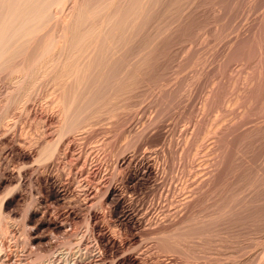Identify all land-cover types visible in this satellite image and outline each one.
Masks as SVG:
<instances>
[{
  "label": "bare ground",
  "instance_id": "obj_1",
  "mask_svg": "<svg viewBox=\"0 0 264 264\" xmlns=\"http://www.w3.org/2000/svg\"><path fill=\"white\" fill-rule=\"evenodd\" d=\"M197 1H199V0H0V264H178L179 262L180 263L183 262V261H180V260H183L182 258L185 257V258L189 259L190 258L189 255H192V254L193 255L191 256V258H194L195 262H197V260H199L200 258L202 260V258L204 257L207 260L204 261V258H203V262L198 261V263L202 262L201 264H217V262L223 261V259L225 260V256L223 254H220L219 256L217 255V254H219V252L223 251V249H224L223 248L222 250H219V248H220L219 246L223 247L225 243L224 244L222 243V245L216 244L217 246H214L215 247L214 250H213L212 244L215 245V238H216V240H219V241L222 240V242H224L226 234H224V236L222 235V237H224L223 239H220L222 237H219L218 233H220V236H221L222 232L218 231V233H217L216 229L218 227H216V226L217 225L219 226V228L217 230L221 231L220 228H222V231H223L224 228L221 226H223L225 223V225L227 227L226 222L232 221L233 223L232 222L231 223L233 226L235 225L234 228H236L237 231L234 228L233 229L237 233L234 230H232L230 236L235 237V236H237L238 232L241 231L242 236L245 237L243 235V231L242 230L238 231V229H237L240 227L242 228V225L236 227L237 223L234 224L235 222H239V218H240V216H237L238 213L236 214V212H239V214L241 212H242V214H244L246 212V214H245L246 218L243 215V217L246 220H248L247 218L249 216H250V219L253 220L254 218L251 217V216H253V214L254 215L259 214V216H260V214L261 215L264 214V210H263L264 209V197L261 198L263 196L262 194L260 196V199H258V195L256 194L258 192H256L255 196H257V200H253L256 198L253 194V192H255V191L252 192V194H253L252 199H251V196L249 197L248 195H247L248 197L245 195L246 197L243 196L244 198L243 197L240 198L241 195H244L243 192H240L238 190L236 191L237 187H240V184L242 185V182L240 183V180L242 179L243 173L241 174L240 179H238L236 177L237 175L239 177V174H236L237 171L243 169L242 166H240V167H242V169L237 166L239 164V162H241L240 160L245 159L247 156H249V157L252 156L251 160L248 157L249 158L248 161H254V159H255V161H258L256 159L257 155H259V158H260V156L264 155V154L260 155L257 152L258 151L257 145L259 143V140H258L259 138H258V136H257L256 140H254L256 138V136H255V138L253 137V140L251 138L252 142L258 141V143H256V145L253 142L254 143L253 145L256 147V149H254L252 151L257 152L255 154L256 157H254V159H253L254 155H251L253 153V152H251V154H250L251 156L245 155L246 157L244 156V158L241 159L242 158L241 156H243L247 150V149H245V151L243 153L244 148L247 147V144H249V142L251 143V145H248V146H249V148H251L250 146H252V142L248 138L249 142L247 139L246 143L247 142L248 143L247 144L245 143L246 147H244L242 150L241 147L245 146V145H243L244 143L242 145H240V143H241L240 140H239L240 141L239 144H238V141H237V143L235 142L238 139L234 140V138H233L234 141L230 140V139H232V137H234L238 134V132H237V134L234 135L231 132L233 130V129H231V127L233 125L236 126L233 122H234V120L237 119L238 116H236L235 119L231 117L234 120H231L228 117L230 114L233 113V111H235V110H233V108H231L232 110L229 108V111L231 110L232 113L229 114L228 113L229 111H223L224 114L222 113V115H219L221 113H219V110L216 108L217 106H219V104L216 103L218 101L217 99H219L221 101V99H220L221 97L219 94L215 93L217 96H219V97L216 96L217 99L214 98L215 94H214V96L212 94L210 95V96H213L212 99L217 100L215 102L217 104V106L213 105V107H211V109L214 108V106H215L216 111H218L217 113L214 112L213 113L214 115H211V117L215 116L214 118L213 117L211 118L212 119L211 122H213L214 121L213 119H215V118L216 119L221 118L219 121H216V119H215L216 122L214 121L211 124V126L214 123L220 122L222 120L223 116H224L223 121H224V119L226 120V118L227 119L229 118L231 121H233L231 123L230 120H226L227 123L229 121L230 122L229 124H231V125L233 124L232 126H229L231 131L229 130V128L227 126L228 124L226 123V121L222 122V123L227 124V125H223V126H227L228 134L230 135V132H231L234 136L232 134H231L232 135L231 137L228 135L230 137V139H229L230 141H228L229 137H227V131H226L227 128L226 129L224 128L225 132L223 131L224 132L223 136L227 137V139H226L228 141L227 143L234 142V144L236 143L237 146L238 145L241 146L239 148H241L242 151L241 150L240 151L243 153V155L239 156V155H237V153L234 154V157L235 156L241 157L238 161V164L235 162V159L237 158V160H238L239 157H236L235 159L233 158L234 159L233 161L236 163V166L239 168V169H236L235 167H234V169L232 168L233 173L236 169V172H235L236 176L234 175L233 177L234 178L236 177L237 179H235L236 181H234V182H237V180H238L239 186H237L235 189L232 186V185H235V183H232L233 181H231V184H232L231 186L233 187V189L231 187H229L230 185L228 186L227 181H229V180L228 179L226 180V178L228 177L227 176L228 173H229V176L231 175L230 174L231 172H229L230 169L228 170V173H226L227 175L224 173L225 176H227V177H225L223 175L224 176L223 178L225 179L223 182L224 184L221 183V184L225 185V181H226L227 185H225V186L229 187V189L227 188V190H229V191H231L230 188L232 190L235 189L234 193L231 191L232 194H234V195L231 196L229 191H227L229 194H227V192H226V194L230 195V197H227L225 195V193H224L225 196L223 197L222 192L224 190H222V189L225 188V186L223 187V185H222L221 192H219V193H218V191H220V190H218V191L216 190L218 187L216 189L214 188L217 191V192H215V190H214L215 194L218 193L217 194L218 197H217V195L214 196L217 198V200L214 203H212L211 201H210L211 203L209 202L210 204H212L211 207H213V208H211L210 210L209 209H206V210L203 209L204 212L205 211L207 212V210L209 211L205 214L202 213L203 210H200L201 208H203L202 202L204 200L203 195H202L203 198L200 196L202 191H200V194L198 192V195L200 197L199 196L197 197V195H196L197 194L196 193L197 188L199 187V190H201L200 187H202V186H200L201 181L200 180L196 181V180L201 179L202 177L198 178L196 180L193 179V181H191V183L194 182L195 184L197 182H199V185L197 184V187H195L196 188V190L194 192V194L196 193L195 196H191V195H194V194L190 193L191 189H189L190 190L189 194H191V195H189L188 192L186 191L187 189H185V187H184V184L187 181L191 180V178L188 179L185 176V178H184L185 181H182L183 186L180 183H176V180H178V179L175 180L176 177L173 178V175L170 177V179L173 178L175 181L173 179H171L170 181L167 180L168 174L171 173V174L175 175V173H176V172H174V170L172 171L173 172L172 173L171 167H170L171 163H173V165L175 163H174V161L173 162L168 161V162H170V163H168V164H170L168 167L166 165L167 164L166 160H164V159L160 160L161 157L162 158L164 157L165 159L167 158V157H165V155L163 153H161V154H163L161 157L159 156L160 155L159 153L162 152L163 149L159 153H158L157 149L154 150L155 148L153 150H152V148H149L151 151H148V152H145V151L141 152V153L138 152V151H141L140 148H142L143 145H147V147L149 145L151 146L155 141L159 140L161 138V136H163L162 135L163 132H161V131H164L165 127L162 128L163 130H161V127H163V126H161L159 124L160 123H162V124L168 123V122L166 123L165 118H162V117H166V116L168 117L170 110L169 109L168 110L163 109V110H165L164 111L165 116H163L164 114L162 115V117L159 116V118H157L158 119L157 122H156L155 117H157L158 112H156V114L155 113L152 114V115H155V116H153V118H155L154 120H153V118L149 117V119L151 118L153 120L152 122L155 121L157 123L156 126H154L155 123H153L154 125H152V122H150L151 125L154 126V127L151 126L152 127V129L150 128L151 130H149V126L148 127L145 126L146 128L141 129V124L136 125L137 126L136 129L140 128L141 129V130L139 129L140 131L134 130V126H132L131 124L128 125L127 128H123L125 126H123V127L121 126L122 129L119 125H117V124H119L118 122L120 119H121L120 122L122 121L124 123L125 121L127 122V119L129 118L127 116V119H125V121H123L124 118H122V117L120 118V116H123V114H124V113H122V111H124L122 108L126 109V107L129 106V104H130V106H132L134 101L137 102L136 100H134L135 99L134 97H136V94H137V92L134 90L138 89L137 88L138 86H140V87L142 85L145 86V84H147V83L150 84L152 82L151 80H150L151 81L150 83L148 82L150 79L149 76L153 70L157 69L156 68L157 66H160V64L162 63L161 58H164V57H162L164 55H162L161 48H163L166 45L164 43L167 40H170L171 37L174 38V37L178 36L179 34H177V32H178L177 30H178V28H182V26L179 27L180 24L186 23L183 20V19H186L184 17V11H188V14L191 13V15L185 14V15H188L187 17L192 16L195 12L194 17L196 19H198L201 15L203 16L204 11L209 9V7H210V6L208 7L209 3L207 5L208 9H206V10L203 9V11H202L201 7H203V6H201L200 12L202 14L200 15L198 12L197 17H196L195 16L196 11H199V10H197V8L199 9L198 6L202 3V2L201 3L199 2L200 3L199 4ZM208 1L211 2V5L212 4L214 6L216 5V7L218 5V7H220L221 9L224 8V10L225 9H228V11L230 10V14H231L233 12V11H231V9L234 8L236 10L235 6L237 4H239V2H242L243 0H211V1L208 0ZM251 1L254 2L256 0H251ZM243 2L244 3L248 2V0L243 1ZM250 2H248V3L250 4ZM197 3L199 4L198 6H197ZM203 3L207 4L206 1ZM203 3H202V5H203ZM255 3L257 4V2H255ZM255 3H252V6L250 5V7H253V5ZM206 4H205V7H206ZM196 6H197V8H196ZM247 6H249V5H247ZM205 7H203V8H205ZM218 7L216 8V9H218V11H213L214 16H217V15L221 16V15H223V13L228 14L227 16H229V12L225 13L223 11V13H222V11ZM258 7H261V5L260 6L258 5ZM237 8H238V6H237ZM247 8H249V7H247ZM253 8H255V7H253ZM256 8H257V5H256ZM262 8H263V6H262ZM195 9H196V11H194ZM210 9L214 10L215 8L210 7ZM234 9H232V10H234ZM235 10H234V12H235ZM237 10H239V11H236L238 14V12L242 13L243 9L240 11V8H238ZM249 10H251V8H249ZM254 10H252V11L255 12V15H256L257 9L255 11ZM259 10H260V8H259ZM263 10H264V8H263ZM189 11H194V12H189ZM208 11L206 13H208V16H209ZM220 11L222 14L220 13ZM225 11L227 12V10H225ZM213 12L210 14V18L212 16L215 19V17L213 16ZM217 12H219V14H217ZM185 13H187V12H185ZM198 14L200 15L199 17H198ZM250 14H252V13H250ZM255 15L253 14V17H255V18L257 17L256 19H258V17H259V16H257L258 14L256 16ZM208 16H207V18H208ZM220 16H218V17H220ZM223 16H226V15H223ZM223 16H222V18H223ZM227 16L224 17L226 20H227ZM243 16L244 15H242V17ZM195 18L193 19V17H192V19L194 21L196 20ZM234 18H236V16ZM263 18L262 19L260 18V20H257V21L261 22V20H263ZM204 19L206 20L205 23H203L202 21L200 23H203L206 25L207 19L206 18L202 19V17H201V20L204 21ZM211 20H213V19H211ZM223 20L224 19H222L220 25H223L222 24ZM226 20H225V22H227ZM217 21L220 23V19L217 18ZM212 22H214V20ZM195 23H197V20L195 21ZM215 23L214 24L212 23V25H211V21H210V23H208V24H210L211 26L214 25V27H211L210 25H207V26H209V28L210 27L212 28L211 32L216 31L217 32L216 34H218V30L219 31H220V29L223 30L224 29L223 27H225V26L223 25V26H221V28L218 26L220 29L218 28V30H213L215 27H217V26H215ZM232 24L233 23H231V26L233 27ZM237 25H238V23H237ZM260 25L258 23L257 27L256 28L254 27V29L259 30L258 27ZM263 25L264 24L261 25L262 26L261 27L262 32L264 31ZM226 27H227V25H226ZM235 28L236 27H234V29ZM252 28L253 27H251L248 35L245 34L243 36L242 35L240 36L238 34L239 36L238 35L236 36L235 34H233L234 36H236L234 41L232 40L234 37L232 39L229 38L231 41H233L232 42L233 47H232V43H231V47L227 46L230 49L231 55H236V54H240V55L244 54L245 55V53L247 51H249L247 49V51L244 52L243 49L240 47H243V44L245 42H246V44H247V42H248V44H250L248 39L250 38L252 40L253 36L259 35V33L258 34L255 33V30L254 29L252 30ZM182 29H184V27ZM230 29H233V28H230ZM244 29H246L245 26H244L243 30ZM225 30H227V28H225ZM243 30H242V32H243ZM194 31L195 30H192L193 33H194ZM203 31H204V29H203ZM207 31L208 30H206V32ZM232 31H233V33H235L234 30H232ZM185 32L186 31H184L183 33H185ZM192 32H190V33H192ZM198 32L199 31L196 30L194 35ZM209 32L210 31H208V33ZM250 32H252V33H250ZM262 32H260L261 36H262ZM208 33H206V34H208ZM213 33H210V34H213ZM225 33H226L225 35H227V32H225ZM229 33H231V31L228 32V34ZM237 33H238V30H237ZM244 33H247V32H244ZM244 33H242V34H244ZM187 34L189 36H191V34H189L188 32L186 33L185 36H188ZM200 34L203 35L204 32L203 33L201 32ZM249 34L252 37H249L250 36ZM254 34H256V35H254ZM180 35H182L181 32H180ZM180 35H179V37L182 39L183 36H180ZM260 35L258 37H261ZM186 38H184L185 42L190 37L189 38L186 37ZM192 39H190L191 42H192ZM209 39H211V38H209ZM255 39H256V37H255ZM215 40H213L215 42L212 41V44L217 42V39H215ZM230 40L229 41L227 40V41L230 43ZM261 40L262 39L259 40L260 44L261 43L263 44L264 42H263V40L261 42ZM173 41H176V39ZM202 41L204 42V38L202 40H200V42H202ZM257 41H256V44H257ZM171 43L169 45L172 46ZM174 43L175 42H173V44ZM187 43L188 44L190 43L189 40ZM192 43L194 44V42H192ZM221 43H223L222 45H225L224 44L225 41L221 42ZM252 43H254V42H251L252 46H254V47L257 46V45L256 46L253 45ZM193 44H192V46H193ZM226 44H228V43H226ZM262 44H261V46H257L256 53L257 52H258V54L260 53L259 52L260 50L258 48H260V47L264 48L263 47L264 44H263V46H262ZM181 45H183V44H181ZM206 45L208 46V43ZM210 45L211 44H209V46L208 47L206 46V47L209 48ZM214 45L215 44H213V46ZM174 46H177V44L175 43ZM174 46H173V48L175 49L176 47H174ZM192 46H190V48H192ZM204 46H205V44H204ZM201 47L203 48V46H201ZM247 47H250V46L247 45ZM165 48H166V46H165ZM170 48H172V47H170ZM197 48L199 49V47H197ZM211 48L212 47H210V49ZM214 48H212V49L214 50ZM183 49L186 52L185 47H183ZM183 49L177 50V51L174 50V51H176V52L173 51L174 53H176L174 55L179 56L181 54L182 55L186 54V53H182V52H184ZM196 49L195 50L193 49V50L196 51ZM201 49L198 51L199 53H200V51H202ZM210 49H209V51L212 50V49L211 50ZM241 49H242V51H241ZM171 51H172V49L169 50V52H171ZM178 51H180L181 54H178L179 53ZM187 51H188V49H187ZM205 51H206V48H205ZM205 51L203 50L202 53ZM262 51L263 50H261V53L259 55L262 54L263 59H264V55H263ZM189 52L190 51H188L187 53H189ZM250 52H253V51H250ZM250 52L248 53L249 56H250V54H251V56L256 54L255 51H254V54H252ZM192 53H194V52H192ZM194 54H197V52ZM194 54H192V55H194ZM200 54L198 56H200ZM211 54L214 57L213 52L209 53L210 57H212ZM220 54L222 55V53H220ZM201 55L205 56L207 54L205 53V55H204V53H203ZM259 55H257V56H259ZM178 56H176V61L178 59L179 60L180 59L187 60V58H182V57L177 59ZM187 56H188V54H187ZM251 56L249 57L250 59H251ZM257 56H256V59L258 58ZM183 57H184V55H183ZM208 57H204V58H208ZM218 57H217L218 58L217 60H219V59L221 60L220 56H218ZM261 57L259 56V58H261ZM191 58H192V56H191ZM191 58H190V60H191ZM204 58L202 57V59H204ZM226 58H228V57H226ZM226 58H224L225 62L227 61ZM246 58H248V57H246ZM172 59L173 60L171 62H173L175 60V58H173V57H172ZM197 59H200V58L198 57ZM210 59L212 60L213 58H209V60ZM250 59L248 61H251ZM253 59L256 61L255 58H253ZM185 60L184 61L181 60V62L186 63L189 59L187 61H185ZM228 60H230V59H228ZM259 60L260 59H258V61ZM162 61H164V59ZM166 61H167V59H166ZM240 61L242 62L243 59H241ZM240 61L237 60L235 62H237L236 64H239V65H242V67H245V69L248 68L247 71H245L246 74L248 72L249 76L251 75V77H252L253 73L254 74L257 73V70H256V73L251 72L252 74H250V71H252V69L255 70L254 68H257L256 67L257 65H255L253 61H251L253 64H250L251 62L246 61V62H248L249 66H251V65H252V67L254 66L253 68L250 67L251 69L248 66H243L244 62L242 64ZM261 61H263V60H261ZM200 62L201 61L199 60V64L201 65ZM167 63L169 64L170 62L167 61ZM190 63H193V62L190 61L189 65H190ZM197 63H196V65L192 64L191 67H193V65L197 66L198 65ZM231 63H232V61H231ZM257 63H259V62H257ZM164 64H166V63H164ZM203 64H204V62H203ZM207 64L208 63H206V65ZM216 64L218 65V63H216ZM261 64H264V63L262 62ZM261 64L259 63L258 67L263 66ZM208 65H211V64H208ZM208 65L207 66L203 65L204 67H202V69L205 67L209 68ZM214 66H215V63H214ZM230 66L232 67V65H230ZM185 67L182 66V69ZM220 68H218V69H220V71H221L222 66ZM223 68H225V67H223ZM230 68H229V70H230ZM234 68H235V70H238L241 67L239 66L237 68V66H236ZM234 68H232V69H234ZM196 69L199 72L201 68H199L197 66ZM205 70L207 71V68ZM243 70L241 71V74L243 73ZM258 70H259V68H258ZM157 71H159V70H157ZM240 71H238V74H235V75L238 76L240 74L239 73ZM259 71L264 72V70H261V69ZM230 72H233V71H230ZM160 73H162V72H159V74ZM234 73H235V71H234ZM236 73H237V71H236ZM244 73H243V75H244ZM194 74H196V73L194 72ZM200 74H201V72H200ZM218 74H219V72H218ZM218 74H217V77H218ZM231 74L229 73L228 76L230 77ZM254 74H253V77H254ZM197 75H199V73ZM207 75L209 76V74H207ZM235 75H233V76H235ZM258 75H260V74L258 73ZM161 76L162 75L160 74L159 78L162 79ZM220 76H221V79L224 78V77L222 78V75H220ZM240 76H242V75H240ZM244 76H242V77H244ZM246 76H247L246 78L248 79V74ZM256 76H257V74H256ZM152 77H153V75H152ZM163 77L165 78V76H163ZM153 78H155V75ZM172 78H176V76L175 77L173 76ZM237 78H239V77H237ZM254 78L256 79V77H254ZM156 79H158V78H156ZM190 79L192 80V78H190ZM196 79H195V82H196ZM213 79H215V76L211 80H213ZM233 79H234V77H233ZM239 79H238V81H240ZM255 79H253V80H255ZM152 80H154V79H152ZM164 80L169 81L170 78L167 77ZM172 80L173 79H171L170 81L173 83L174 80L173 81ZM178 80H179V77H178ZM216 80L219 81V79H216ZM225 80H227V78ZM234 80L237 81L236 79H234ZM257 80H259V79H257ZM170 81H169V83H171ZM193 81H194V78H193ZM193 81H192V83H193ZM201 81H203V80H201ZM201 81H199V83H200L199 85L202 86L203 82H201ZM214 81L215 80H213V82ZM217 81H215V82H217ZM263 81H264V79L262 81H259V83H261L260 84L261 87H262V84L264 83ZM160 82H163V80H161ZM226 82H228V80ZM230 82H234V81H230ZM230 82H228V83H230ZM243 82H241V84H243ZM255 82H252L253 85L258 87L259 84H256ZM165 83L167 84L168 82H165ZM176 83L177 82H175V84ZM178 83L176 85H177V87H179V91H183V90H180V88L183 86V84H182V86H180V83H179V86H178ZM181 83H183V82H181ZM207 83L208 82L206 81L205 84H207ZM148 84L146 85V87L147 86L149 87V88H147L148 90L154 84H155V87H158V86H156V83H154L152 85L150 84L151 86ZM157 84H159V82ZM175 84H172V85H175ZM237 84H238V82H237ZM241 84H239V85H241ZM246 84H248L247 80H246ZM249 84H250V82H249ZM249 84H248V86L252 87V85H249ZM162 85L164 87L165 84L163 83ZM167 85H170V84H167ZM211 85L214 88H215V86H217V85L214 86L213 84H211ZM233 85H231L230 89L231 88L233 89L235 87V86L233 87ZM204 86L206 87L207 85H204ZM208 86L210 87V83H208ZM146 87H144V88H146ZM160 87H162V86H160ZM165 87H166V89H165ZM165 87L163 89L167 90L168 86L165 85ZM196 87L199 89L200 86L198 87V85H197ZM209 87H207L206 89H208ZM213 87L210 88V89H212L211 90L212 92H214V90H216ZM217 87L219 88V86H217ZM241 87L243 88L244 85H242ZM251 87H248V88L251 89ZM144 88H143V90H144ZM173 88H170V90L168 88V91H166V93H165V95H168L169 100L170 99L172 100L171 104L170 103L168 104L169 105L168 107H170V105L173 104L172 103L173 99L170 98L169 94H167V93L169 91H172V94H173ZM259 88L260 87H258V89ZM147 89H145V90H147ZM157 89H159V87ZM157 89H155V90H157ZM174 89L176 90V88H174ZM189 89L187 86V89H185L186 93L189 91ZM204 89L205 88L203 87L202 91ZM232 89H231V93H232V91L235 90V89H233V90ZM244 89H246V87L243 88V91H244ZM258 89L255 88V90H258ZM185 90H184V93L181 92L184 94V96H185ZM237 90H238V88H237ZM237 90L234 92L235 94L237 93ZM260 90L262 91L261 88H260ZM199 91H195V92H197L196 94H194L195 92L193 93V95H195V98H193V96L190 94V91H189L188 94H189V96H191V98H193L192 99L193 101L194 100L197 101L196 96H197V98H199L197 95L199 93ZM218 91L221 92L220 89ZM218 91H217V93H218ZM133 92L136 93V94L134 93L135 94L134 97L132 95ZM205 92L202 93L203 96H204ZM228 92H229L228 95L230 94V96H231V93L229 90H228ZM248 92H251V91L248 90ZM147 93H148V91H147ZM156 93H158V92H156ZM163 93L164 92H162V94ZM174 93L177 94L176 91ZM234 93H232V94L234 95ZM176 94H173V95H175V97H176V96H178V94L177 95ZM188 94H187V96H188ZM246 94H247V97H246L247 100H248V97L255 100L254 102L252 101V103H251L250 101L252 99H249L250 101L249 100L248 101L251 104L258 102L255 99V98H257V96L255 97V95L253 94L254 96L252 95V97H251V95L249 96L248 93H246ZM154 95L152 97L156 98V100H157V97L159 98V94L156 97H154ZM180 95H182V94H180ZM205 95L206 96H204V97L201 96V97L202 98L206 97V99L202 100V98H201V101H199V103L202 101H204V103H205V102H207L206 100H209L210 96L207 94V92ZM233 95H232V97H233ZM170 96L173 97L172 95H170ZM184 96H182V97H184ZM221 96H223V95H221ZM125 97H127V98L124 101ZM128 97L134 98V99H132V102H133L132 104L130 103L131 101L129 102V104H124V103H127L126 102L127 100L129 101ZM137 97H138V95H137ZM160 97H161V93H160ZM178 97H180V96H178ZM234 97L237 99V97L235 95H234ZM233 98H232V100H234ZM143 99H144V97H143ZM160 99L161 98H159L158 101H160ZM185 99L186 98L184 97V100ZM227 99L224 100L222 98V101H225V104L223 102H219V103H223L225 106L226 104H229L227 101H229V102L231 101V100H227ZM153 100H152V102L156 101V100H154V101ZM169 100H168V102H169ZM180 100H183V98ZM214 100H210V101L213 102ZM259 100L262 101V102L259 101V103L263 104V105L261 104L260 107L264 106V103H263L264 99L262 100V98L261 99L259 98ZM161 101H162V99H161ZM189 101H190V98H189ZM210 101H208V102H210ZM245 101H246V99H245ZM248 101H247V103H248ZM160 102H159V105H160ZM165 102H164L165 103L164 104L162 101L161 104L162 105L164 104V106H165L167 104V101H165ZM175 102L177 103V101H175ZM186 102H188V101H186ZM190 102L194 103L192 101H190ZM233 102H237V101L234 100ZM233 102L231 101L230 106H233V105L235 106V103H233ZM176 103L173 105H177ZM210 103H208L207 105L210 106ZM123 104L126 106L124 107ZM206 104H204L203 106H207ZM251 104L250 105L247 104V106H250L252 108L253 106ZM154 105H155V103H154ZM178 105L181 106V104H178ZM184 105H185V103H184ZM196 105L198 106V104H196ZM242 105H243V103H242ZM244 105H246V102H244ZM244 105H243V107H244ZM256 105L258 108H256V106L254 104L255 109H259L260 108L259 104H256ZM209 106L207 107L206 110L209 109ZM133 107H131V109ZM159 107L161 108V106H159ZM190 107H191V105L189 104V110H190ZM202 107H201V109H202L201 111H203V109H204ZM170 108H173L172 110L174 111V107H170ZM222 108H224V107H222ZM222 108H220V109H222ZM225 108H227V106ZM251 108H250V110H251ZM185 109H186V113H185L186 115L185 116H187V114H189V112H187V111H189L188 107L186 106ZM132 110H134V109H132ZM163 110L159 109L160 114H161V111H163ZM206 110L203 112H207ZM237 110L239 111L240 108ZM166 111H168L167 115H166ZM177 111L179 114L180 111L176 110L175 111L176 114H177ZM198 111H199V108H198V110L197 109L195 110V107H194V112H196V115L199 114ZM201 111H200V114L202 116L203 114L201 113ZM236 111L234 114H236ZM238 111H237V113H239ZM120 112L122 113V115ZM124 112H125V114L127 113L126 111H124ZM191 112H193V111L191 110ZM212 112L213 111H211V113ZM225 112L227 113V115L225 114ZM261 112H263V111H261ZM259 113H260V111H259ZM125 114H124V117H125ZM172 114H174V112H172ZM172 114H169V116H171ZM181 114H183V113H181ZM206 114H208V113H206ZM216 114H218V116H221V117L217 118L218 116H216ZM234 114H232V116ZM192 115L194 116L195 113H192ZM192 115L190 114V116H192ZM204 115H205V113H204ZM204 115H203V117H205ZM238 115H240L238 118H240L242 116V114H238ZM175 116H177V115H175ZM172 117L173 116H171V118ZM181 117H182V115H181ZM181 117L178 116L177 119H181ZM203 117H201V118L203 119ZM244 117H246L245 113H244V116L242 118L243 120H244ZM143 118H142V120H143ZM159 119H164L163 121H165V122L163 123V121H162V122L158 123ZM185 119H187V118H185ZM193 119H192V121H193ZM242 119H241V121H243ZM189 120L190 119L188 118V121ZM195 120H196V118H195ZM104 121H107V124L111 125L112 127L113 126H119L120 128L119 127H117V128L120 129V132H121V130L123 132V129H124V133L121 132L122 133L121 135H123V134L126 135V133H128L129 135L134 136V138H135V136L138 135L139 139L134 141V138H132V141L126 142V144L124 146H122V145L125 142H123L122 145L120 144V146H116V145H118L117 143L115 144V146L110 145V140L108 139L106 133H110L108 131H110V128H112V127H110V128H109V126L102 127L103 125H100V127L94 128L95 125L97 126V124H101L102 122L104 124ZM132 121L134 122V120H132ZM143 121H145V119ZM149 121L150 120H148L147 122H149ZM168 121H169V117H168ZM170 121H171V119H170ZM175 121H177V120H175ZM175 121H173V122H175ZM128 122H127V124H128ZM237 122H239V124L241 123L240 120H236V123ZM176 123L177 122H175V124ZM194 123H195V121H194ZM242 123L240 125L241 128L243 127ZM263 123H264V121H263ZM165 124H164V126L170 125V124L169 125H165ZM217 124H219V123H217ZM243 124L245 126V122ZM120 125H121V123H120ZM122 125H124V124H122ZM145 125H149V124H145ZM209 125H210V123L208 124V127H209L208 129L210 130V133H212V135L210 133L206 132L209 130H207V128L205 126L204 127H205L206 131H204V134L206 133V134H209L210 136H214V138L216 137L214 139L216 141V143L218 140L217 138L223 140V141L218 140L219 143L217 145H220V143L224 142V140H225V138H223L221 136V133H223V132H221L223 130V128H222L223 126L220 124L216 125L217 128H219V126L222 128L221 131H217L216 126L214 127L215 130H213L214 128L212 127L213 129L211 131V128ZM138 126H140V127L138 128ZM185 126H187V123ZM194 127H192V128H194ZM197 127H198V125H197ZM240 127L237 124V126L234 127V130L236 128H238V130H239ZM253 127L254 126H252L250 128L253 129ZM117 128L113 127L112 129L114 130V132L117 133L119 131ZM173 128H175V125H173L172 129ZM182 128H180V129H182ZM244 128H246V126L243 127V132L245 130ZM254 128H255L254 130L258 129L256 127H254ZM115 129H116V131H115ZM180 129L178 131H180ZM187 129L190 130L191 128H187ZM197 129L199 130V128H197ZM193 130H192V132H193ZM201 130L202 129L200 128V130H199L200 136L203 135V134H201ZM234 130H233V132L235 133V131H237V130H235V131ZM125 131H126V133H125ZM248 131L244 132V135L242 137L243 141H244V139L246 140V138H245L246 134L245 133H247ZM183 132H184V129H182V133ZM190 132H191V130H190ZM218 133L220 134L221 138L218 136L219 135ZM240 133H242V132H240ZM128 134H127V137H128ZM187 134H189V133H187ZM99 135H103V136H100L99 139H96L97 141H95V142L93 140L94 143L93 142L91 143V140L94 139L95 137L98 138ZM194 135H195V133H194ZM198 135L195 136V137H198L197 139L194 137L196 140H198L199 138L203 139L204 135L201 137H199ZM241 135L242 134H240L238 138H241ZM248 135L249 134H247V136ZM184 136L186 138L189 137V136H186V134ZM207 136L208 135H206L205 137L207 138ZM177 137L179 139V136H177ZM125 138L123 139L124 141L127 140V138L126 139ZM165 138H166V136H165ZM189 138H188V141H189ZM194 138H192L193 141H195ZM209 139H211V137ZM212 139H213V137H212ZM130 140H131V138H130ZM226 140H225V142H226ZM120 141H122V140H120ZM161 141H163V139ZM188 141H185V142L188 143ZM190 141L193 142L192 140H190ZM203 141L201 140L200 143H202ZM208 141H210V140H208ZM213 141H212V143H213ZM215 141H214V144H215ZM186 143L184 144L185 146H186ZM193 143H196V141ZM197 143H198V141H197ZM200 143H198V145L196 144L197 145L196 148L193 147V148H195V150L193 148L191 149L190 147L187 146L188 148H190L191 151L194 150L193 151L194 156L192 155V152L189 150L191 152V154H190L191 158L192 157L195 158L196 155L201 156L202 153H200V149H201ZM206 143H208V142H206ZM212 143H209V144H211V146H212ZM227 143H225V146ZM209 144H206V145H209ZM230 144L232 145L233 143H230ZM230 144L225 147L226 149H220V146H219V148L217 150V145H215L216 147L215 146L214 147H215L216 152L217 151L220 152L219 149L221 150V152L219 154H221L223 152L224 155L226 153V156H228L227 154H229L230 152L227 150H229L228 146L231 147ZM234 144L232 146L236 147V144L235 145ZM261 144L262 143L259 144L260 147H261ZM155 145H156V143H155ZM190 145L191 144H189V146ZM206 145L204 143V146H206ZM259 145H258V147H259ZM223 146H224V144H223ZM223 146L221 143V148ZM147 147H145V149ZM209 147L210 146H207L206 150H204V152L207 151V148L209 149ZM212 147H211V150H212ZM182 148H184V147H182ZM237 148L238 147H236V149ZM203 149H205V147H203ZM234 149L235 148L231 147V151H233ZM261 149H263V147H261L259 149L260 152H262ZM169 150H171V149H169ZM222 150H224L225 153ZM142 151H143V149H142ZM172 151H170V152L173 155ZM208 151H210V149ZM226 151L229 153H227ZM240 151H238V153ZM175 152H176V150H175ZM198 152L200 154H197ZM234 152H235V150H234ZM236 152H237V150H236ZM247 153L248 152H246V154ZM187 154H188V152H187ZM207 154L209 156L208 158H211L212 151H211V154H210V152ZM215 154L212 156H215ZM219 154H218V156L216 155L217 157H215L216 163H217V160H219L217 158H220ZM166 155H168V152ZM174 155H176V154H174ZM224 155H222V157L218 161L217 165H216V163H213L216 165V167L213 168V172L211 175H210L211 171L207 170L208 167L207 168L205 167V163H204V165H200V166H202V168L205 167L206 169L202 170V169L198 168L200 170V171L198 170V172H201V171L204 173H205V171H206V173H207V171L209 172L208 178L205 177V174H204V176H203V174H201L200 176H203V178L205 177V179H207L209 182H211L210 185L212 184V182L214 184V182L217 181V180H215L217 178V176L219 175L218 177H221L222 175H220V174H223L222 171L224 170L223 172H225V170L227 169V168L226 169L223 168V170L221 171V168H222L221 165L223 164L224 161L228 160V159H225ZM229 155H232V154L230 153ZM180 156H183V155H180ZM180 156H179V158H185V157H180ZM197 156H196V158H197ZM173 157L172 158L170 157L169 160H171V159L174 160ZM202 157L204 158V156H202ZM205 157H206V154H205ZM191 158L188 157V159L192 162L193 160H191ZM226 158H229V156ZM188 159H182L183 161L181 159H179L178 162L181 163L180 160L182 162H185V160H188ZM197 159L199 160V159H201V157L197 158ZM205 159H203V160H205ZM162 160H164L163 162L164 163L166 162V164L162 163ZM189 160L186 162H189ZM262 160H264V159H262ZM196 161H194V162H196ZM206 161H207V159H206ZM206 161H204V162H206ZM211 161H207V162H210L212 164L213 161L212 162ZM231 161L232 160L229 161V166L233 162V161L232 162ZM255 161H254V163H255ZM199 162H200V160H199ZM201 162H203V161H201ZM214 162H215V159H214ZM242 162H241V165L244 166V164H242ZM235 163L233 164V166L235 165ZM251 163H253V162H250V164ZM181 164H179V167L183 166V164L182 165ZM261 164H260V162L258 164V165H260V167H259L260 169H261ZM173 165H171V166H173ZM185 165H188V164H185ZM196 165H197V167H200L197 163H196ZM196 165L192 166V164L191 165L189 164V166H192V168L196 167ZM189 166H187V167H189ZM207 166H209V165H207ZM226 166H227V162H226ZM226 166L224 165L223 167H226ZM184 167L185 166H183V168ZM209 167L211 168L212 166H209ZM247 167H250V166L247 165ZM256 167H253V164H252L251 168H254V170L256 169L258 171L259 168L257 169ZM179 170L181 171L183 169L180 168ZM184 170L186 172L187 169H184ZM188 170H190V167ZM248 170H250V169H248ZM190 171H193L192 176L194 174V177H195V174L197 173V171H195L196 173H194V170H190ZM190 171L188 172L187 175L191 176V174H189V173H191ZM244 171H246L245 168H244ZM240 172H242V171H239L238 173H240ZM247 172L253 173V170L251 169V171H247ZM260 172H259L260 177H258L259 175H255L256 172L253 174L248 173V176H249V174L256 176V177L254 176V178H253L250 175L252 178L251 180H245V178L246 177L248 178V176H245V178L243 176L244 180L242 179L241 181H243L244 187L243 186L242 187L243 188H245V187L251 188V187L255 186L254 183L256 184V182H258L257 184H260L261 175L263 174V173L260 174ZM181 173H182V171H181ZM244 174H245V172H244ZM182 176H184V175L183 174L180 175L181 179H182ZM262 176L264 177V175H262ZM180 177L177 176V178H180ZM196 177H198V176H196ZM186 178H187V181H186ZM228 178L232 179L231 176ZM205 179H203L205 183L202 180L201 184H203V183L206 184ZM166 181L168 182V184H169V182L174 181L171 183L172 184L175 183L176 186H177V184L181 185V186L180 187L177 186L178 188H175L176 190L175 191L173 190L174 192L170 191L171 193L173 192L174 195H172L173 193L169 194L170 192L168 193L170 197H167L165 195V197L168 198V201H166L167 198H165L164 199L165 201L163 200L164 204H162L163 202L160 200L162 202L160 205V203H159L160 201L158 202V200L154 199L155 201H157L155 204L151 203L152 205L149 206V204L147 203L148 206H146L145 202H147V201H145V199H144L145 197H143V196L139 197L137 195L138 193H140V191L144 192V190H145V193L151 192L154 195L153 196L154 198H155V196H157L158 199H160V198L163 199L164 196L160 197L162 194L160 187L161 186H167L168 187L169 185H165V183L167 184ZM220 181H223V180H219V182L217 181L216 186H219L218 184H220ZM263 182H264V180L262 181V183ZM221 184H220V186H221ZM176 186H174V187H176ZM185 186H187V185H185ZM207 186L208 185H206V187ZM211 186H213V185H211ZM258 186H256V189L258 188ZM263 186H264V184H263ZM167 187H166V189H167ZM188 187H189V185H188ZM192 187H193V185H192ZM206 187H204V188H206ZM213 187H215V186H213ZM242 187H241V189L243 190ZM170 188L168 187V189H170ZM204 188H202V190H204ZM253 188H255V187H253ZM261 188H262V185L260 186V189ZM194 189L192 191H194ZM211 189H212V187H211ZM211 189L206 188L205 191L211 190ZM263 189H262V191H264ZM246 191H248V189ZM166 192H168V190H166L163 193L165 194ZM238 192L240 194L241 193L242 194L240 195V194H238ZM250 192H249V194H250ZM260 192L261 191H259V193ZM203 193L206 194V192H203ZM210 193H208V195ZM219 194L222 195L221 196V199H222L221 202L218 200V198H220ZM263 194H264V192H263ZM211 196H212V193H211ZM211 196H210V198H211ZM157 197H156V199H157ZM149 198H151V197H149ZM201 198L203 200H201ZM207 198L210 200L209 197H207ZM212 198H213V196H212ZM205 199H206V197H205ZM208 199H206V200H208ZM149 201L151 202V200H149ZM208 201L207 202L205 201V203H208ZM256 201L258 202L257 204L255 203ZM197 204H200V205H198L199 207L201 206L200 209L197 207ZM155 205L158 206L160 213L158 212V210L157 211L155 210L156 214L154 212H152V209L153 210H154V208L156 209V207H154ZM206 205H204V206H206ZM207 206H209V204ZM196 207L201 212L197 211V209H195ZM256 209H258V211ZM252 210H255L259 213L256 214V212H253ZM243 211H245V212H243ZM231 215L239 217L238 219H236L238 221H235V218H233ZM253 217H255V219H256V216H253ZM262 217H264V215ZM262 217L259 218V219H261V222L264 219ZM242 219L243 218H241L240 220H242ZM250 219L248 220V222L251 221ZM257 219H258V216H257ZM244 220H243V222H244ZM255 221L257 222V220H255ZM255 221H251V222L257 224L256 230L257 229L259 230V227L260 226L262 227V224L259 226L258 224L261 222L258 221L259 223H256ZM248 222H246V226H247L246 229L252 227V225H251V227L248 226V225H250V223H248ZM218 223H222L223 225L220 224L221 225L220 226ZM231 223H229L228 225H230ZM262 223L264 225V220ZM239 224H240V222H239ZM241 224H243L242 221H241ZM232 225H230V227H233ZM228 227L225 229L230 230L231 228L230 227L228 228ZM244 227H245V223H244L243 229H244ZM225 229H224V232L227 231ZM246 229H245L244 233L247 231ZM263 229H264V226H263ZM263 229H260V230H263ZM256 230L253 231L254 234H255ZM233 231L235 234L232 233ZM241 232H239L238 235H240ZM17 233H18V235H21V237L20 236L18 237V235L16 236ZM261 233H262V231L258 234H261ZM263 233H262V235H263ZM216 234L218 236V239H217ZM229 234H227V235L229 236ZM249 234H250V232H249ZM245 235L247 237L248 234L245 233ZM251 235H253V234H251ZM242 236H239V240L241 239L240 237H242ZM248 236L250 239L248 237H247V239H249V241L252 240L251 239L252 237H250V235H248ZM255 236H256V238L258 237L257 234H255ZM263 236H262V239L260 238L261 235L258 238L262 241L264 238ZM233 238H231V239H233ZM256 238L255 239L253 238L254 239L253 241H256V242H252V244L254 243V245L255 244L257 245V241H260L258 239L256 240ZM231 239H229L230 240L229 242H231ZM234 240L237 241L236 239H234ZM234 240L232 242H234ZM241 240L247 241L246 244L249 242L248 240L243 239V238ZM241 240L237 241V242L242 243ZM225 242L228 243L227 238H226ZM260 242H258V243H260ZM262 242L264 243V241H262ZM206 243L208 245L212 246V248H211L212 250L210 252L215 251V249H218V251L217 250L215 251L216 253L218 252L216 255L219 258H220V256L221 257L224 256V258L217 259L216 263L214 260V258L216 259V257H215L216 255L213 256L214 258L212 260H211L212 257L208 258L207 255H208V251H209V248H208L209 246L207 245V248H206V245H205V247H204V244H206ZM218 243H220V242H218ZM249 244H251V243L249 242ZM243 245L244 246H242V244L241 245L237 244L236 246H238V248L240 246V248L243 247L242 249H245L246 248L245 246H247V245H245V244H243ZM230 246H232V244H230ZM230 246L228 245L227 247H230ZM233 246H235V245H233ZM233 246L230 247L231 250H232ZM250 246H252V245H250ZM260 246H261V244L259 245V248H260ZM152 247L157 249L156 252L151 251ZM203 247L206 249H204ZM224 247L228 251L230 250L226 246H224ZM254 247H253V250L255 249ZM154 248H152V250H154ZM238 248H236V250H234L235 249V247H234V249L232 250V251H236L233 254L234 256L235 255L238 256L237 255L238 254V252H237ZM248 248H249V246H248ZM259 248H257L258 254H259V251L263 252L264 246H263V249L261 248V250ZM189 249L192 251H190ZM202 249L208 250V251L206 252V251H203ZM242 249H241V251H242ZM158 250L160 251L159 253H163V252H165V254L169 253L168 256L171 253V255H173V256H170L169 258H167V256L165 257V255H164V257H161V255L159 253H157ZM231 250L229 252L232 253ZM246 250H247V248H246ZM249 250L250 251L247 250L245 252L247 253V252L253 251V250H251V248H249ZM238 251H239V254L241 256H242V254L245 253V252L244 253L240 252L239 249H238ZM254 251L257 252L256 249ZM189 252L190 253L192 252V254H189ZM210 252H209V255H210ZM223 252H221V253H223ZM187 253H188V255H187ZM225 253H227V252H225ZM227 254H229V253H227ZM227 254H226V259L230 260V258H232V256L230 257V255H227ZM255 254H257V253H255ZM212 255L213 254H211V256ZM228 256L230 258H228ZM234 256H233V258H235V259H237L239 257V256L238 257H236V256L234 257ZM241 256H240V258H241ZM260 256L262 258V254ZM244 257L248 258L249 256L248 257L244 256ZM253 257H254V255L252 256V258L250 256L251 260L252 259L254 260ZM255 257H256L255 261H258V259L260 258L259 256H256V255H255ZM165 258H167L168 260ZM196 258H199V259L196 260ZM245 258H244V260H246ZM190 259H189V261L191 262L192 259L191 260ZM238 259H237V263H240V262H238ZM228 260H226V261H228ZM232 260L233 259L230 260L231 262H229V261L228 262L231 264H235L233 262L235 260H233V261ZM251 260L247 259L246 264H249L250 263L249 261H251ZM226 261L225 262L223 261V262L226 263ZM239 261H240V259H239ZM190 262H189V264H190ZM242 262L244 263V261H242ZM253 262L251 264H253ZM184 264H186V263H184ZM218 264H222V262L218 263ZM255 264H257V262H255ZM260 264H264L263 258L260 261Z\"/></svg>",
  "mask_w": 264,
  "mask_h": 264
},
{
  "label": "rangeland",
  "instance_id": "obj_2",
  "mask_svg": "<svg viewBox=\"0 0 264 264\" xmlns=\"http://www.w3.org/2000/svg\"><path fill=\"white\" fill-rule=\"evenodd\" d=\"M205 1L207 2V4H206V3H203V2H205ZM205 1H204V0H203V1H202V0H201V1H200V0L197 1L198 3H199V2H200V3L202 2L203 5H202V3H201V4L199 3L200 5L197 3V6L199 5V6H198L199 9L197 8V6H196V8H197V10H199V11H196V9L194 10V11H196V15H195L196 17H197V13H198V12H199L200 15L202 14V13L200 12V9H201V8H202V11H203V9H205V10L208 9L209 6H210L211 8H215V9L218 7V5H217V7H216V5L214 6V5L212 4V5L214 6V7H213V6L211 5V2H209L208 0H205ZM210 1H211V0H210ZM243 1H246V0H243ZM243 1H242V2H239V4H237V5L235 6L236 10H235L234 8H232V9L235 10V12H236V11H239V10H237L238 8H240V11L243 9V10H242V13H243V14H242L241 12H238V14L240 13L239 15H240L241 17L237 14V12L235 13L234 10H232V9H231V11H233L234 13L232 12V13H231L232 15H231V14H230V10L228 11V9H225V10H227V12H226V11L224 10V8L221 9L220 7H218V8L222 11V13H223V11H224L225 13H228V12H229V16H227L228 14H224V13H223V15H226V16H227V20L224 18V17H226V16H223V15H221V16H220V15L214 16V12H213V11H218V9H216V10H215V9H214V10L212 9V10H211L210 7H209L210 10L208 9L209 11L206 10V11L203 12V16H204V17H203L202 15L200 16V15L198 14V17L200 16L198 19H196V18L194 17V14H195L194 11H189V12H194V14L192 13V14H193L192 16H189L191 19H190L189 17H187L188 15H191V13L188 14V11H184V17H185L186 19H183V20H184V22H186V23H181V24H180L179 27L182 26V28L184 27V29H182V28H178V30H177V31H178L177 34L180 35V32H181L182 35H180V36H183L184 38H186V37L189 38V37H190L188 40H189V42H190L191 44H190V43H189V44L187 43L188 40L185 42V40H184L183 37H182V39H183V40H182V39L179 37V35L176 36V37H174V38L171 37V38H170L171 41H170V40H167V41L164 43V44H166V45H165L166 48H165V46H164V47L162 46L163 48H161L162 55H164V56H162V57H164V58H161L162 60L164 59V61L161 60V62H162L161 64H162L163 66L160 64V66H157V67H156L157 69L154 68L156 71L153 70V71L151 72V74H150V76H149L150 79H149V81H148L149 83L152 81V82L150 83L151 85L154 84V83H156V86H158L159 89H157L158 87H155V84H154L153 86H151L150 84L147 83L148 85H150V86L152 87V88L150 87L149 90L147 89V88H149V87H148V86L146 87L147 84H145V86L142 85L141 87L138 86V87H137L138 89L134 90V91L137 92V94H136L135 92H133V94H132L133 97L135 96V94H136V97H137V95H138V97H137V98L134 97L135 99H134L133 97H132V98H129V97H128V98H129V101L127 100V101H126L127 103H124V102H123L124 104H129V102L131 101L130 103L132 104V103H133V102H132V99H134V100L137 101V102H135V101L133 100L135 104L133 103L132 106H130V104H129V106L126 107L127 110H126L125 108H122V109H123L124 111H126L127 113L125 114V112L121 110L122 113L125 114V117H124V114H123V116H120V118H121V117L124 118L123 121H125V119H127V116L129 117V118L127 119V122L129 121L128 124H127L126 121H125L126 123H125V122L123 123L122 121L120 122L121 119L119 120V122H118L119 124H117V125H119L120 127H121V126H122V127L125 126V127H123V128H127V126L131 124L132 126H134V130L138 131V130L140 129V128H139L140 126H138L139 129H136V128H137L136 125L141 124V129H144V128H146V127L149 126V130H151L152 127L156 126V124H157L156 122L158 121L157 118H159V116L162 117L163 114H164L163 116H165V112H164L165 110H163V109H166V110L169 109V110H170L169 114H172V112H174V114L177 115V116H175L174 114H172L171 116H173V117L171 118V116H169V114H168L169 121H168V117H167V116H166V117H162V118H165L166 123L168 122L167 124L164 123V122H165V121H163L164 119H159V122H158V123H160V122L163 121V123H164L165 125H169V124H170V125H169L170 127H171V126L173 127V125H175V128L172 129V127L170 128L169 126H164V124L160 123L159 125L163 126V127L160 126V127H161V130H163L162 128L165 127V128H164V131H161V132H163L162 135H163L164 137L161 136V138H160L159 140H157L158 142L155 141V142L151 145L152 147H151L150 145H149L150 147H149V146L147 147V145H143L142 148H140L141 151H138V152H139V153L144 152V151H145V152H148V151H151L149 148H152V150L155 148L154 150L157 149V150H158V153H159V152L162 151V149H163V151L159 153V154H160L159 156L161 157V156L164 154L165 157H167V158L165 159L164 157H163V158L161 157L160 160H161V159L166 160L167 164H166V162H165V163L163 162L164 160H162V163L166 164L168 167H169V165H170V164H168V163L174 161V163H175L174 165H173V163H171V165H173L174 167L170 165V167H171V172L174 170V172H176V173L178 174V175H177V174L175 173V175H174V174H171V173L169 172L170 174H168V176H167L168 179H167V180L170 181L171 179H173V178L176 177L175 180L178 179V180H176V183H180V184L182 185V184H183L182 181H185V179H184L185 176H186L188 179L191 178V180H189V181H187V178H186V181H187L189 184H188L187 182H186L187 184H186V183L184 184V187H185V189H187L186 191L188 192V194H189V191H190L189 189H191V191H192L195 187H197V184L199 185V182H197L196 184H195L194 182H193L194 184L191 183V181H193V179L196 180V179L201 178V177L203 178L204 174H205V177H206V178L209 177V176H208V173H209L208 171H207V173H206V171H205V173L202 172V171H201V172H198V170H199L198 168L204 170V169H206V168L208 167L207 170L211 171V172H210V175H211L212 172H213V168L216 167L218 161L220 160V158L222 157V155H224L223 152L221 153L222 155L219 154V153L221 152L220 149H226L225 147H226L227 145H229L230 143H233V144H234V142H229V143H227L228 141H230V140H231V141H234V140L238 139V140H236L235 142L237 143V141H238V144H239L240 141H241L240 145H242V144L244 143L243 145H245V146H242V147L239 146V145L237 146V144L235 143V144H236V147H238V148L241 147L242 150H243V148L246 147V144L249 142V139L251 140V138H252V140H253V137L255 138V136H256V138L254 139V140H256V139H257V136H258V138H259V139H258V140H259V143H258V141H257V142H256V141H255V142L253 141V142L255 143V145H256V143H258V145H259L260 143H262V144H261V147H263V149H261L262 152L259 151V149L261 148L260 145H259L260 148H259L258 145H257V148H258L257 150H258V151H257V150H256V151H257L258 154H260V155H263V154H264V151H263V150H264V123H263V121H264V110H263V109H264V106H261V107H260V105H261L262 103H259V101H261V100H259V98H260V99L262 98V100L264 99V93H263V92H264V86H263L264 83L262 84V87H263V88H262L261 85H260L261 83H259V81H262V80L264 79V72L261 71V72H262V73H261V72L259 71L260 69H261V70H264V68H263V67H264V64H261L262 62L264 63V59H263L262 54L259 55V54L261 53V50H263L262 53H263V55H264V48H261V47L258 48V49L260 50V51L258 50L260 53H259V54H258V52L256 53V50H257L256 48H257V46H261V44H262V43L260 44V41H259V40L262 39L263 42H264V31L262 32V29H261V27H262L261 25L264 24V21H263V20H264V18H263V17H264V16H263V15H264V12H263V11H264V10H263V8H264V0H256V1H254V2L251 1V0H250V1H251V2H250V1L248 0V2H250V4H249L248 2H245V3H246L247 5H249V6H247ZM255 2H257V4H256ZM208 3H209V5H208ZM252 3H255V4H254L255 6L253 5V7H255V8L250 7V5L252 6ZM205 4H206V7H205ZM262 4H263V5H262ZM207 5H208V7H207ZM242 5H243V6H242ZM245 5H246V6H245ZM256 5H257V8H256ZM258 5H259V6L261 5V7H258ZM201 6H203V7H205V8H203V7H201ZM237 6H238V8H237ZM262 6H263V8H262ZM200 7H201V8H200ZM245 7H246V8H245ZM247 7L251 8V10H249V8H247ZM259 8H260V10H259ZM254 9H255V10L257 9V10H256V11H257L256 15L258 14L257 16H259L261 19L263 18V20H261V22H260V21H257V20H260L259 17H258V19H256L257 17H256V18L253 17V14L255 15V12H253L252 10H254ZM255 10H254V11H255ZM207 11L209 12V16H208V13H206ZM210 11H211V12H210ZM221 11H220V13H221ZM185 12H187V13H185ZM212 12H213V16L215 17L216 20H215L212 16H211V18H210V14H211ZM247 12H248V13H247ZM260 12H261V13H260ZM262 12H263V13H262ZM215 13H216V12H215ZM222 13H221V14H222ZM250 13H252V14H250ZM185 14H188V15H185ZM205 14H206V15H205ZM217 14H219V12H217ZM235 14H236V15H235ZM246 14H247V15H246ZM248 14H249V15H248ZM259 14H260V15H259ZM215 15H216V14H215ZM230 15H231V16H230ZM234 15L236 16V18H234V17H235ZM242 15H244L245 17H244V16L242 17ZM256 15H255V16H256ZM261 15H262L263 17H262ZM205 16H206V17H205ZM207 16H208V18H207ZM218 16H220L221 18L218 17ZM222 16H223V18H222ZM237 16H238L239 18H238ZM250 16H251V17H250ZM192 17H193V19L195 18V19L197 20V23H195L196 20L194 21V20L192 19ZM201 17H202V19H203V18H206V19H207V24H206V25L203 24V23H205L206 20H205V19H204V21L201 20ZM216 17H217L218 19H220V23L218 22L219 20L217 21V18H216ZM209 18H210V19H209ZM231 18H232V19H231ZM187 19H188V20H187ZM199 19H200V20H199ZM208 19H209V20H208ZM211 19H213L214 22H212L213 20H211ZM222 19H224L223 22H222V24L225 26V27H223V28H224L223 30H224L225 32H227V35H225L226 33H225L222 29H220L221 26H223V25H220ZM229 19H230V20H229ZM253 19H254V20H253ZM191 20H192V21H191ZM225 20H226L227 22H225ZM228 20H229V21H228ZM201 21H202L203 23H200ZM210 21H211V25H212V23L214 24V23L216 22V23H215V26H217V27H215L213 30H218V28L220 27V28H219L220 31L218 30V34L220 33L219 35L216 34V33H217L216 31H212V32H211V30H212L211 27H214V25L211 26L210 24H208V23H210ZM198 22H199V23H198ZM262 22H263V23H262ZM193 23H194V24H193ZM231 23H233V24H232L233 27L231 26ZM237 23H238V25H237ZM242 23H243V24H242ZM258 23H259V25L261 24V25L258 27L259 30H258V29H254V27H255V28L257 27ZM197 24H198V25H197ZM216 24H217V25H216ZM218 24H219V25H218ZM245 24H246V25H245ZM199 25H200L201 27H200ZM207 25H210L211 27L209 28V26H207ZM226 25H227V27H226ZM229 25H230L231 27H230ZM190 26H191V27H190ZM218 26H219V27H218ZM244 26H245L246 29L243 30ZM229 27H230V28H233V29H230ZM234 27H236V28H235L236 30L234 29ZM251 27H253L252 30L254 29V30H255V33H257V34L259 33V35L261 34L260 32H262V36H263V37H262L261 35H260L261 37H258L259 35L254 34V35H256V36H253V39H252V40H251L250 38L248 39V41H249L250 44H248V42H247V44H246V42H245V43L243 44V47H244V48H243V47H240V48L243 49L244 52H246L247 49L249 50V51H247V52L245 53V55H244V54H243V55H240V54L231 55V54H230V49H229L228 47H231V43L234 41L235 37H236L238 34H239L240 36H241V35L243 36V35H245V34L248 35V33H249ZM263 27H264V25H263ZM202 28L204 29V31H203ZM216 28H217V29H216ZM225 28H227V30H225ZM238 28H239V29H238ZM240 28H241V29H240ZM191 29H192V30H195L194 33L196 32V30L199 31V32L196 33V34L194 35V33L192 32ZM199 29H200V30H199ZM205 29L208 30V31H210V32H209V33H208V31L206 32ZM183 30L186 31V32L183 33V32H184ZM188 30H189V31H188ZM201 30H202V31H201ZM221 30H222L224 33H223ZM228 30H229V31H228ZM232 30H234L235 33H233ZM237 30H238V33H237ZM242 30H243V32H242ZM246 30H247V31H246ZM252 30H251V31H252ZM263 30H264V28H263ZM200 31H201L202 33L204 32V34H203V35L200 34V33H201ZM230 31H231V33L228 34V32H230ZM187 32H188L189 34H191V36H189L188 34H187L188 36H185ZM190 32H192L193 34L190 33ZM213 32H214V33H213ZM244 32H247V33H244ZM206 33H208V34H206ZM210 33H213V34H210ZM242 33H244V34H242ZM250 33H252V32H250ZM222 34H223V35H222ZM233 34H235L236 36H234ZM175 35H176V34H175ZM192 35H193V36H192ZM201 35H202V36H201ZM214 35H215V36H214ZM239 35H238V36H239ZM249 35H250V34H249ZM178 37H179V38H178ZM202 37L204 38V42H203V41L200 42V40L203 39ZM208 37L211 38V39H209ZM233 37H234V38H233ZM249 37H252V36L250 35ZM255 37H256V39L258 38V39H257L258 41L255 39ZM172 38H173V39H172ZM192 38H193V39H192ZM206 38H207V39H206ZM229 38H230V39L233 38V39H232L233 41H231ZM259 38H260V39H259ZM175 39H176V41H173V40H175ZM186 39H187V38H186ZM190 39H192V42H194V44L190 41ZM205 39H206L207 41H206ZM208 39H209V40H208ZM215 39H217V42H216V43H213V44H215V45L213 46L212 41L215 40ZM177 40H178V41H177ZM197 40H198V41H197ZM227 40H228V41L230 40V43H229ZM262 40H261V42H262ZM172 41L175 42V43L177 44L178 47H177V46H174L175 43L173 44ZM179 41H180V42H179ZM208 41H209V42L211 41V42L209 43ZM215 41H216V40H215ZM215 41H213V42H215ZM224 41H225V43H224L225 45H222L223 43H221V42H224ZM226 41H227V42H226ZM256 41H257V44H256ZM171 42H172V43H171ZM251 42H254L255 44H254V43H252V44L255 45V46L257 45V46H256V47L252 46V45H251ZM258 42H259V43H258ZM167 43H168V44H167ZM170 43L172 44V46L169 45ZM207 43H208V46H209V44H211L212 46L210 45V47H212V48L215 47L214 50H213L212 48H211V49H212V50H211L210 47L207 48V47H208V46L206 45ZM226 43H228V44H226ZM181 44H183V45H181ZM192 44H193V46H192ZM204 44H205V46H204ZM220 44H221V45H220ZM259 44H260V45H259ZM263 44H264V43H263ZM263 44H262V46H263ZM229 45H230V46H229ZM247 45H249L250 47H247ZM173 46L176 47V48L174 49ZM179 46H180L181 48H180ZM182 46L185 47L186 52H185V50L183 49ZM190 46H192V48L194 47V48H193L194 50H195L197 47H199V49L197 48L196 51H194L192 48H190ZM195 46H196V47H195ZM201 46H203V48H202ZM206 46H207V47H206ZM224 46H225V47H224ZM227 46H228V47H227ZM251 46H252L253 48H252ZM170 47H172V48H170ZM232 47H233V43H232ZM246 47H247V48H246ZM263 47H264V46H263ZM167 48H168V49H167ZM177 48H178V49H177ZM201 48H202V49H201ZM205 48H206V51H205ZM171 49H172V51L169 52V50H171ZM173 49L176 50V51H177V50H181V49H183L184 52H182V53H186V54H183V55H184V57H183V55L181 54V52L178 51L179 53H178V52H177V53H178V54H181V55H179V56H178V55H174V54H176V53H174V52H176V51H174ZM187 49H188V51H190L189 53H187V52H188ZM200 49H201L202 51L204 50V51H205V52H203L204 55H205V53H206L208 56H209V53H210V52H213L214 57H213L212 54H211L212 57H210V56L208 57L207 55H205V56L201 55V54H203L202 51H200L201 54L198 52ZM209 49H210L211 51H209ZM242 49H241V51H242ZM192 50H193V51H192ZM173 51H174V52H173ZM216 51H217V52H216ZM218 51H219V52H218ZM250 51H253V52H250ZM254 51H255V53H256L257 55H259L260 57L262 56V57H261L262 59L259 58V56H257L256 54H254ZM192 52H194V53L197 52V54L199 53L201 57L198 56L199 54L197 55V54H194V53H192ZM249 52L255 55V56H254V55L251 56V54H250L251 59L249 58V57H250L249 54H248ZM168 53H169V54H168ZM191 53L194 54V55H192ZM220 53H222V55H221ZM242 53H243V52H242ZM242 53H241V54H242ZM187 54H188V56H187ZM246 54H247V55H246ZM168 55H169V56H168ZM170 55H171V56H170ZM173 55H174V56H173ZM239 55H240V56H239ZM176 56H178L177 59L182 57V58H187V60H188V59H189V60L187 61V60H185V59H180V60L178 59V60L176 61ZM191 56H192V58H191ZM193 56H194L196 59H195ZM196 56H197V57H196ZM218 56H220L221 60H220V59L217 60V59L219 58ZM253 56H254V57H253ZM256 56L258 57L257 59H256ZM170 57H171V58H170ZM172 57L175 58V60H174L173 62H171V61L173 60ZM198 57H199L200 59H197ZM202 57H203V58H204V57H208V58H204V59H202ZM217 57H218V58H217ZM226 57H228V58H226ZM246 57H248L251 61L254 60L253 58L256 59V61L254 60L253 62H254L255 65H257V66H256L257 68H254L255 70L252 69V71H250V74H252L251 72H255V73H256V70H257V73H256V74H257L258 77L256 76V74L253 73V74H254V77H256V79L253 77V74H252V77H253V78L251 77V75L249 76V73H248V72H247V74H248V79H247V78H246V77H247V76H246L247 74H246L245 71H247L248 68L245 69V67H242V65L236 64L237 62H235V61H237V60L240 61L241 59H243L242 62L240 61L242 64H243V62H244L245 65L243 64V66H248V67L250 68V67H252V65L249 66L248 62H251V61H248L249 59L246 58ZM190 58H191V60H190ZM209 58H213V59H212V60H211V59L209 60ZM224 58H226V60H227L228 62H227V61L225 62V59H224ZM166 59H167L168 62H170L169 64L167 63ZM193 59H194V60H193ZM205 59H206V60H205ZM214 59H215V60H214ZM222 59H223V60H222ZM228 59H230V60H228ZM246 59H247V60H246ZM258 59H260V60L258 61ZM181 60H182V61L185 60V61H187V62H186V63L184 62V63H185V64H184L183 62H181ZM199 60L201 61V62H200L201 65L199 64ZM202 60H203V61H202ZM244 60H245V61H244ZM261 60H263V61H261ZM179 61H180V62H179ZM190 61H192L193 63H190V65H189V62H190ZM196 61H197L198 63H197ZM212 61L215 63V66H214V63H213ZM215 61H216V62H215ZM231 61H232V63H231ZM233 61H234L235 63H234ZM246 61H248V62H246ZM260 61H261V62H260ZM177 62H178V63H177ZM203 62H204V64H203ZM245 62H246V63H245ZM257 62H259V63H260L261 65H263V66H261V67L259 66V67H258V64H259V63H257ZM164 63H166V64H164ZM179 63H180V64H179ZM196 63L198 64L197 66H198L199 68H201L199 72H198L197 69H196V68H197V66H195ZM206 63L211 64L213 67H212L211 65H208V64H207V65L209 66V68H208V67H205V68L202 69V67H204L203 65L207 66ZM216 63H218V65H217ZM238 63H239V62H238ZM192 64H195V65H193V67L195 66L194 68L191 67ZM246 64H247V65H246ZM250 64H253V63L251 62ZM168 65H169V66H168ZM180 65H181V66H180ZM188 65H189V66H188ZM199 65H200V66H199ZM219 65H220V66H219ZM230 65H232V67H231ZM235 65L237 66V68H238L239 66H240L241 68H239L238 70H235V68H234V67H236ZM182 66H183V67L186 66V67L182 69ZM218 66H219V67H218ZM221 66H222V70L224 69L223 71H222V70L220 71V69H221L220 67H221ZM229 66H230L231 68H230ZM172 67H173V68L175 67V68H174L175 70H174ZM180 67H181V68H180ZM190 67H191V68H190ZM215 67H216V68H215ZM223 67H225V68H223ZM253 67H254V66H253ZM253 67H252V68H253ZM176 68H177V69H176ZM206 68H207V71L205 70ZM218 68H220V69H218ZM229 68H230V70H229ZM232 68H234V69H232ZM237 68H236V69H237ZM242 68H243L244 70H243ZM258 68H259V70H258ZM191 69H192V70H191ZM195 69H196V70H195ZM241 69L243 70V73L245 72V73H244L245 76L243 75V73L241 74V71H242ZM250 69H251V68H250ZM157 70H159V71H157ZM161 70H162V71H161ZM198 70H199V69H198ZM216 70H217V71H216ZM228 70H229V71H228ZM240 70H241V71H240ZM183 71H184V72H183ZM196 71L199 73L200 76L197 75L198 73H197ZM203 71H204V72H203ZM230 71H233V72H230ZM234 71H235V73H234ZM236 71H237V73H236ZM238 71H240V72H239L240 74L237 76V75H235V74H238ZM248 71H249V70H248ZM159 72H162V73H160V74L162 75V76H161L162 79L159 78V77H160ZM165 72H166V73H165ZM188 72H189V73H188ZM190 72H191V73H190ZM194 72H195L196 74H194ZM200 72H201V74H200ZM205 72H206V73H205ZM218 72H219V74H218ZM228 72H229L230 74L232 73L230 77L228 76V75H229ZM152 73H153V74H152ZM163 73H164V74H163ZM223 73H224V74H223ZM233 73H234V74H233ZM258 73H259L260 75H258ZM207 74H209V76H208ZM210 74H211L212 76H211ZM217 74H218V77H219V78L217 77ZM261 74H262L263 76H262ZM152 75H153V77H154V75H155V78H153ZM181 75H182V76H181ZM205 75H206V76H205ZM220 75H222V78H223V77H224V78L221 79V76H220ZM233 75H235V76H233ZM240 75L244 76L245 78L242 77V76H240ZM163 76H165V78L169 77L170 80L173 79V80H174L175 82H177V83L179 82V83H180V86H182V84H183V86H182L183 88H182V87H181L182 89L180 88V90H183V91H179V87H177V85H176L177 83L175 84V82H174L173 80H172L173 83H172L170 80H169V81H170L171 83H169V81H165V80H164L165 78H164ZM166 76H167V77H166ZM173 76H174V77L176 76L177 79H176V78H172ZM188 76H189V77H188ZM214 76H215V79H213V80L217 81L216 79H219L220 82H219V81H217V82L214 81V82H215V83H214L213 80H211L212 78H214ZM227 76H228V77H227ZM232 76H233L234 79H236L237 81H235V80L233 79ZM151 77H152V78H151ZM178 77H179V80H178ZM208 77H209V78H208ZM210 77H211V78H210ZM231 77H232V78H231ZM237 77H239V78L241 77V78L239 79V78H237ZM156 78H158V79H156ZM190 78H192V80H191ZM193 78H194V81H193ZM196 78H197V79H196ZM199 78H200V79H199ZM226 78H227L228 82H230V81H234V82H230V83H228V82H226L227 80H225ZM228 78H229V79H228ZM260 78H261V79H260ZM262 78H263V79H262ZM152 79H154V80H152ZM155 79H156V80H155ZM160 79L163 80V82H160V81H161ZM175 79H176V80H175ZM189 79H190L191 81H190ZM195 79H196V82H195ZM220 79H221V80H220ZM232 79H233V80H232ZM238 79H239L241 82H243L244 80H245V81L243 82V84H241V82L238 81ZM241 79H242V80H241ZM243 79H244V80H243ZM249 79H250V80H249ZM253 79H255V80H253ZM257 79H259V80H257ZM150 80H151V81H150ZM201 80H203V81H201ZM229 80H230V81H229ZM246 80H247V83H248V84H249V82H250L249 85H252V87H251V86H248V84H246ZM153 81H154V82H153ZM156 81H157V82H156ZM164 81H165V82H168L167 84H170L171 86H170V85H167ZM192 81H193V83H192ZM199 81H201V82H203V83H204V82L206 83V81H207L208 83H210V87L208 86V83H207V84H205V83L203 84V83H202V86L199 85V84H200ZM222 81H223L224 83H223ZM255 81H256V82H255ZM158 82H159V84H157ZM181 82H183V83H181ZM221 82H222V83H221ZM225 82H226V83H225ZM237 82H238V84H237ZM252 82H255L256 84H259L258 87H260V88L262 89L263 92L260 90V88L258 89V87L254 86ZM257 82H258V83H257ZM263 82H264V81H263ZM163 83H164L166 86H168L169 90H170V88H173V87L176 88V90L173 88V94H176V93H174V92L176 91L177 94H178V96H180V97H178V96L175 97V95L172 94V91H169V92L167 93V94H169V97L173 99V102H172L173 104H175V103H176L175 101H177V103H176L177 105H173V104L170 105V107H174V111L172 110L173 108L168 107V106H169L168 104H169V103L171 104V101H172V100H171V99L169 100L168 95H165L166 91H168V88H167V90H164L163 88L165 87V85H164V87H163V85H162ZM179 83H178V86H179ZM232 83H233L234 85H233ZM244 83H245V84H244ZM160 84H161V85H160ZM172 84H175V85H172ZM211 84H213L214 86L217 85V86H219V88H218L217 86H215V88H214ZM239 84H241V85H239ZM159 85L162 86L163 88L160 87ZM197 85H198V87L200 86L199 89L196 87ZM204 85H207V86L205 87ZM231 85H233V87L235 86V87L233 88V89H235V90L232 91V93H234V92L237 90V88H238V90H237V93H238V94L236 93V94H237V95H236V94L234 93V95L237 97V99H236V98L234 97V95L231 93V89H232V88L230 89ZM242 85H244L243 88L246 87V89H244V91H243V88L241 87ZM185 86H186V87H185ZM187 86H188V89L190 88L189 91H190V94L193 96V98H195V95H193V93H194L195 91H199V90H200L199 93L197 94L198 97H199L200 99L197 98V96H196V100H197V101H195V100L193 101V100H192L193 98H191V96H189V94H188V93H189L188 90H187L188 92L186 93V90H185V89H187ZM253 86H254V87H253ZM142 87H143V88L146 87V88H144V90H143ZM153 87H154L155 89H157V90H155ZM184 87H185V88H184ZM193 87H194V88L196 87V88L194 89ZM203 87H204L205 89L202 91V88H203ZM207 87H209V88L206 89ZM211 87H213V88L216 89V90L213 89L214 92H212V91H211L212 89H210ZM236 87H237V88H236ZM248 87H251V89H249ZM160 88H161V89H160ZM192 88H193L194 90H193ZM253 88H254V89H253ZM255 88L258 89V90H255ZM145 89H147V90H145ZM165 89H166V87H165ZM177 89H178V90H177ZM191 89H192V90H191ZM197 89H198V90H197ZM219 89L221 90V92L218 91ZM233 89H232V90H233ZM239 89H240V90H239ZM137 90H138V91H137ZM160 90H161L162 92H164V93L162 94V92H161ZM163 90H164V91H163ZM171 90H172V89H171ZM174 90H175V91H174ZM184 90H185V96H184V94H183V93H184ZM207 90H208L209 92H208ZM228 90L230 91L231 96H230V94L228 95V93H229ZM248 90L251 91V92H248ZM259 90H260V91H259ZM147 91H148V93H147ZM205 91L207 92V94H208L209 96H210L211 94L214 96L215 93H216V94H219L220 97H221V98H220L221 101H220L219 99H217V97H219V96H217V95L215 94L214 98H216L218 101H217L216 99H215V100L212 99L213 96H210V97H209V100H206L207 102L210 101V100H214L213 102L210 101L211 103L208 102V103H210V106L207 105V104H208L207 102L204 103V101H202V102L199 103V101H201V98H202L201 96H203L202 93L205 92ZM217 91H218V93H217ZM156 92H158V93H156ZM159 92L161 93V97H160V93H159ZM170 92H171V93H170ZM178 92H179L180 94H182V95H180ZM181 92H183V93H181ZM206 92H205V94H206ZM245 92L248 93L249 96L251 95V97H252L253 94L255 95V97L257 96L258 99L255 98V97H254V98H255L258 102L251 104L252 101L254 102L255 100H253L252 98H249V97H248V100H249V99H252L251 101L249 100V101L251 102V103H250V102L247 100V98H246V97H247V94H246ZM134 93H135V94H134ZM196 93H197V92H195L194 94H196ZM244 93H245V94H244ZM249 93H250V94H249ZM251 93H252V94H251ZM154 94H155V95H154ZM158 94H159V98L162 99L163 103H164L165 101H167V104L165 105L167 108L164 106V104H165L166 102L162 105V104H161V102H162L161 99H160V101H161V102H160V101H158V100H159L158 97H157V100H156V98H153V97H152L153 95H154V97H156ZM177 94H176V95H177ZM187 94H188V96H187ZM201 94H202V95H201ZM205 94H204V96H206ZM132 95H131V96H132ZM142 95H143V96H142ZM162 95H163V96H162ZM164 95H165V96H164ZM170 95H172L173 97H171ZM221 95H223V96H221ZM232 95H233L234 98L232 97ZM243 95H244V96H243ZM254 95H253V96H254ZM131 96H130V97H131ZM150 96H151V97H150ZM166 96H167V97H166ZM182 96H184L187 100H186V99L184 100V97H182ZM204 96H203V97H204ZM216 96H217V97H216ZM225 96H226V97H225ZM227 96H228V97L230 96V97L228 98ZM239 96H240V97H239ZM258 96H259V97H258ZM143 97H144V99H143ZM162 97H163V98H162ZM181 97L183 98V100H180V99H182ZM188 97L190 98V101L194 102L195 104H194V103H191V102L189 101V98H188ZM207 97H208V96H207ZM244 97H245V98H244ZM126 98H127V97H125L124 101L126 100ZM151 98H152V99H151ZM164 98H165V99H164ZM210 98H211V99H210ZM222 98H223L224 100H226V99L228 98L227 100H231L232 102H233L234 100H236L237 102H233V103H235V106H234V105H233V106H230V105H231V104H230L231 101H230V102L227 101L229 104H226V105L224 106L225 101H222ZM230 98H231V99H230ZM232 98H233L234 100H232ZM153 99L156 100V101H154ZM174 99H175V100H174ZM205 99H206V97H205V98H202V100H205ZM207 99H208V98H207ZM245 99H246V101H245ZM143 100H144V101H143ZM152 100H153L154 102H152ZM164 100H165V101H164ZM168 100H169V102H168ZM181 101H182V102H181ZM184 101H185V102H184ZM186 101H188V102H186ZM216 101H217V102H216ZM247 101H248V103H247ZM263 101H264V100H263ZM159 102H160V105H159ZM178 102H179V103H178ZM196 102H197V103H196ZM215 102L218 103L220 107L217 106V104H216ZM219 102H223L224 104H223V103H219ZM227 102H226V103H227ZM244 102H246V105H244ZM261 102H262V101H261ZM154 103H155V105H154ZM182 103H183V104H182ZM184 103H185V105H184ZM203 103H204V104L207 103V104H206L207 106H203V105H204ZM236 103H237V104H236ZM239 103H240V104H239ZM242 103H243L244 107H243ZM263 103H264V102H263ZM124 104H123V105H124ZM178 104H181V106L178 105ZM187 104H188V105H187ZM189 104H190L191 107H192V108L190 107V110H189ZM193 104H194V105H193ZM196 104H198L199 107H198ZM199 104H200V105H199ZM202 104H203V105H202ZM247 104H249V105L251 104L254 108H253V107L251 108L250 106H247ZM254 104H255L256 108H258L256 104H259V107H260L262 110H261L260 108H259V109H255ZM134 105H135V106H134ZM211 105H212V106H211ZM213 105L217 106L216 108L219 110V113H221V114L218 113L219 115H222L223 111H229V108H230V109L233 108V110H235V111H236L237 109L240 108L239 111L237 110L239 113H237V111H236V114H237V115L234 114L235 111H233V113H232V111H231L232 109L230 110L231 112H230V111L228 112L229 114H230V113L234 114V115H233L234 117L232 116V114H230V115L228 116L231 120H234L236 116L239 117L240 115H238V114H242V116L240 117V118L242 119L243 116H244V113H245L246 117H244V120L242 119L243 121H241V119L238 118V117H237V119H236V120H240L241 123H242V122H243V123L245 122V126H246V128H244V129H245L244 132H246V131L249 130L247 133H245V134H246V135H245V136H246V137H245L246 140L244 139L245 142L243 141V138H242L243 135H244L243 127H245L243 123H242L243 127L241 128V127H240L241 123L239 124V122L236 123V120H234V122H233V121H231L229 118H228V119L226 118V120H230L231 123L233 122L236 126H237V124H238L239 127L242 129V130H241V129L239 128V130H238V128H236L235 130H237V131H235V130H234V127H236V126H234L233 124H232L233 126H232L231 124H229V123H230L229 121H228V123H227V121H226L225 119H224V121H223L224 116H223V118H222V120H221L220 122H217V123H219V124L222 125V126L228 124L227 126H228L229 130L231 131V129H233V130L235 131V133L233 132V130L231 131L234 135H236L237 132H238V134H237L236 136H234L231 132H230V135L228 134V131H227L228 128H227V126H223V127H222V128H223L222 131H221L222 128H221L220 126H219V128H217L216 125H219V124H217V123H214V124L211 126V124H212V123L215 121V119H216V118L213 119L214 121L211 122V120H212L211 118L213 117V116L211 117V115H214V114H213L214 112H215V113L218 112V111H216L215 106H214V108L211 109V107H213ZM262 105H263V104H262ZM125 106H126V105H124V107H125ZM133 106H134V107H133ZM159 106H161L162 109H161ZM176 106H177L179 109H178ZM186 106L188 107V110H189V111H187V112H189V114H187L188 117L185 116V115H186V114H185V113H186V109H185ZM202 106H203V107H202ZM208 106H209V109L206 110ZM226 106H227V108H225ZM246 106H247V107H246ZM129 107H130V108H129ZM131 107H133L132 109H134V110H132ZM144 107H145V108H144ZM163 107H164V108H163ZM175 107H176V108H175ZM182 107H183V108H182ZM184 107H185V108H184ZM194 107H195V110H196V109L198 110V108H199V111H198L199 114H198V115H196V112H194ZM201 107L204 108L207 112H203V111H205L204 109H203V111H201V110H202ZM222 107H224V108H222ZM242 107H243L244 109H243ZM181 108H182V109H181ZM220 108H222V109H220ZM250 108H251V110H250ZM130 109H131V110H130ZM159 109H160V110H163V111H161V114H160ZM175 109L180 111V112H179L180 115L178 114V111H177V114H176V112H175L176 110H175ZM180 109H181L182 111H181ZM129 110H130L131 112H130ZM149 110H150V111H149ZM155 110H156V111H155ZM171 110H172V111H171ZM191 110H192L193 112H191ZM221 110H222V111H221ZM256 110H257L258 112H257ZM200 111H201V113H202L203 115H204V113H205V115H204L205 117H203V115L201 116ZM211 111H213V112L211 113ZM259 111H260L261 114L259 113ZM261 111H263V112H261ZM132 112H133V113H132ZM147 112H148V113H147ZM149 112H150V113H149ZM156 112H158V113H157V117H155V118H156V122H155V121L152 122V121L155 119V118H153V116H155V115H152V114H154V113L156 114ZM209 112H210L211 114H210ZM240 112H241V113H240ZM120 113H121V112H120ZM122 113H121V115H122ZM128 113H129V114H128ZM167 113H168V111H166V115H167ZM181 113H183V114H181ZM192 113H195V115L193 116ZM206 113H208L210 116H209L208 114H206ZM137 114H138L139 116H138ZM158 114H159V115H158ZM190 114H191L192 116H190ZM218 114H216V116H218ZM223 114H224V113H223ZM225 114L227 115L226 112H225ZM149 115H150V116H149ZM181 115H182V117H181ZM206 115H207V116H206ZM178 116L181 117V119H177ZM198 116H199V117H198ZM136 117H137V118H136ZM143 117H144V118H143ZM149 117L153 118V120H152L151 118L149 119ZM174 117H175L176 119H175ZM190 117H191V118H190ZM192 117H193L194 119H193ZM201 117H203V119H202ZM214 117H215V116H214ZM214 117H213V118H214ZM219 117H221V116H218L217 118H219ZM226 117H227V116H226ZM231 117L234 118V119H232ZM255 117H256V118H255ZM142 118H143V120L145 119L146 122L143 121ZM185 118H187V119H185ZM188 118L190 119L189 121H188ZM195 118H196V120H195ZM260 118H261V119H260ZM146 119H147V120H146ZM166 119H167V120H166ZM170 119H171L172 122L170 121ZM172 119H173V120H172ZM192 119H193V121H192ZM199 119H200V120H199ZM220 119H221V118L216 119V121H219ZM262 119H263V120H262ZM132 120H134L135 123H134ZM141 120H142V121H141ZM148 120H150V121L147 122ZM175 120H177V121H175ZM205 120H206V121H205ZM208 120H209V121H208ZM173 121H175V122H177V123L179 122V123H178V124H177V123L175 124V122H173ZM184 121H185V122H184ZM194 121H195V123H194ZM197 121H198V122H197ZM202 121H203V122H202ZM216 121H215V122H216ZM225 121H226L227 124L222 123V122H225ZM137 122H138V123H137ZM150 122H152V125H154L153 123H155V125L152 126ZM191 122H192L193 124H192ZM120 123H121V125H120ZM136 123H137V124H136ZM186 123H187V126H185ZM189 123H190L191 125H190ZM196 123H197V124H196ZM209 123H210L209 126H210V128H211V131H212V129H213L215 126H216L217 131H221V132L224 131V128H225V129L227 128V129H226V131H227V137H229V136L231 137L232 135L234 136V137H232V139H230V137H229V138H228V141H227V140H226L227 137L223 136V134H224L225 131H224L223 133H221V136H222L223 138H225V140H226V142H225V140H224V142H221V143H222V146H223V144H224V146H223L224 148H223V147L221 148V143H220V145H217V144L219 143L218 140L220 141L221 139L217 138L218 140L216 139V140H217V143H216V141L214 140L216 137L214 138V136H210L209 134H206V133H205V134L208 135V136H207V138L205 137V136H206V135L204 134V131H206L205 127L207 128V130H209V129H208V128H209V127H208V124H209ZM221 123H222V124H221ZM122 124H124V125H122ZM125 124H126V125H125ZM145 124H149V125H145ZM182 124H183V125H182ZM194 124H195V125H194ZM100 125H103L102 127H107V126H109V128L112 127L111 125L107 124V121H104V124H103V122H102L101 124H97V126L95 125L94 128L100 127ZM105 125H106V126H105ZM188 125H189V126H188ZM197 125H198V127H197ZM119 126H113V127L117 128V127H119ZM145 126H146V127H145ZM151 126H152V127H151ZM180 126H181V127H180ZM183 126H184V127H183ZM194 126H195L196 128H195ZM201 126H202V127H201ZM204 126H205V127H204ZM229 126H232L233 128L231 127V129H230ZM252 126H254V127L258 128V129L254 130V129H255L254 127H253V129L250 128V127H252ZM113 127H112V128H113ZM120 127H119V128H120ZM122 127H121V129H122ZM178 127H179V128H178ZM182 127H183V128H182ZM192 127H194V128H192ZM212 127H213V128H212ZM112 128H110V131H108V132H110V133H106L108 139L110 140V145H114V146H115V144L117 143L118 145H116V146H120V144L122 145V143L125 142V143H123V145H122V146H124V145L126 144V142L132 141V138H134V136L129 135L128 133H126V131H125L126 135H125V134L121 135L122 133H124V129H123V132H122V130H121V132H122V133H121V132H120V129L117 128L119 131L116 133V132H114V130H113ZM150 128H151V129H150ZM177 128H178V129H177ZM180 128L184 129V132H183V133H182V129H180ZM187 128H191V129H190L191 132H190V130L187 129ZM197 128H199V130H200V128H201L202 130L204 129L203 131L201 130V134L204 135V136L201 135V136H203V139H202V138H199L198 140H196L198 137H195V136H197L198 134H199L198 136L201 137V136H200V131H199ZM141 129H140V130H141ZM147 129H148V128H147ZM165 129H166V130L168 129V130L166 131ZM174 129H175V130H174ZM179 129H180V131H178ZM193 129H194V130H193ZM219 129H220V130H219ZM246 129H247V130H246ZM250 129H251V130H250ZM140 130H139V131H140ZM186 130H187L188 132H187ZM192 130H193V132H192ZM213 130H215V128H214ZM240 130H241V131H240ZM115 131H116V129H115ZM152 131H153V130H152ZM185 131H186V132H185ZM196 131H197V132H196ZM119 132H120V133H119ZM165 132H166V133H165ZM177 132H178V133H177ZM202 132H203V133H202ZM206 132L210 133V130H209V131H206ZM240 132H242V133H240ZM164 133H165V134H164ZM187 133H189V134H187ZM194 133H195V135H194ZM239 133L242 134V135H241V138H238L239 135H240ZM108 134H109V135H108ZM127 134H128V137H127ZM180 134H181L183 137H182ZM183 134H184V135L186 134V136H189V137H190V138L188 137V138H189V141H188V138H186ZM190 134H191V135H190ZM210 134L212 135V133H210ZM218 134H219V133H218ZM231 134H232V135H231ZM247 134H249V135H248L249 137L247 136ZM120 135H121V136H120ZM228 135H229V136H228ZM251 135H252V136H251ZM100 136H103V135H99L98 138L95 137L94 139L91 140V143L93 142V140H94V142L97 141L96 139H99ZM124 136L127 138V140H128V139H129V140H128V141H127V140L124 141V140H123V139L125 138ZM165 136H166V138H165ZM177 136H179V139H178ZM218 136L221 138L220 134H219ZM218 136H217V137H218ZM109 137H110V138H109ZM129 137L131 138V140H130ZM136 137H137V138H136ZM162 137H163V138H162ZM184 137H185L187 140H186ZM194 137H195L196 139H195ZM210 137H211V139H209ZM212 137H213V139H212ZM235 137H236V138H235ZM126 138H125V139H126ZM176 138H177V139H176ZM192 138H194V140L196 141V143H193V142H195V141H193ZM223 138H222V139H223ZM233 138H234V140H233ZM248 138H249V139H248ZM137 139H139V136H138V135L135 136L134 141L137 140ZM162 139H163V141H161ZM164 139H165V140H164ZM183 139H184V140H183ZM200 139H201L202 141H203V140H204V141H203L202 143H200V142H201ZM229 139H230V140H229ZM241 139H242V140H241ZM247 139H248V142L246 143ZM120 140H122V141H120ZM168 140H169V141H168ZM175 140H176V141H175ZM190 140H192L193 142H191ZM206 140H207V141H206ZM208 140H210V141H208ZM213 140L215 141V144H214V141H213ZM239 140H240V141H239ZM252 140H251V142H252ZM260 140H261V141H260ZM170 141H171L172 143H171ZM185 141H188V143H186ZM197 141H198V143L201 144V149H202V150L200 149V153H202L203 155L201 154V156H200V155H198V156L196 155V156H197V158H200V157H201L202 160H201V159H199V160H200V162L203 161V162H201L202 164L199 162V160L196 158V156H195V158H194V157L191 158V155H190L191 152H192V155L194 154L193 151L195 150L196 146L198 145ZM205 141L208 142V143H206ZM212 141H213V143H212ZM221 141H223V140H221ZM94 142H93V143H94ZM175 142H176V143H175ZM183 142H184V143H183ZM190 142H191V143H190ZM253 142H252V146H250L252 149L249 148V146H248V145H251L250 142H249V144H247V147H248V148H247V147L244 148L243 153H244L245 149H247L246 152H248L247 154H246V152H245L244 155H243V153L241 152V151H242L241 148H239V149L237 148V149H236V147H233V146H232L233 144H232V145L230 144V146H231L232 148H235V149H234L235 152H234V150L231 151V147H229V146H228L229 150H227V151H229L232 155H229L230 153L226 151L227 153H229V154H227V155L229 156V158H226V157H228V156H226L225 151L222 150V151H224V153H225V155H224L225 159H228V160H227V161H224L223 164L221 165V167H222V168H221V171L223 170V168H225V169L227 168V169H226L227 171L225 170V172H223V171H224V170H223V171H222L223 174H220V175H222V176H221V177H218V176H219V175H218L217 178H216L215 180H217L218 182H219V180H223V181H220V184L223 183L224 180H225L223 177L225 176L226 173H228V170L230 169L229 172H231V173H230V174H231L230 176L232 177V179H231V178H228V177H230V176H229V173H228V175L226 174V175L228 176V177L225 176V177H227L226 180H227V179L229 180V181H227V182H228L227 184H228V186L230 185L229 187H231L232 189H233V187L236 189V187L239 186V183H238L239 181H238V180H237V182H234V181H236L235 179H237V178L240 179L242 173H243L242 175L244 176V178H245V176H248V173L253 174V173H255V172H256V173L258 172L257 174L255 173V175H259V172H260V171H261L260 174L263 173L262 175H264V160H262V159H264V155H263V156H260V158H259V155H257V157H256L255 154H256L257 152L252 151V150L256 149V147L253 145V144H254ZM113 143H114V144H113ZM155 143H156V145H155ZM185 143H186V146L184 145ZM192 143H193V144H192ZM204 143H205V145H206V144H209V143H212V146H213V147H214L215 145H217V150H218V148H219V146H220V149H219L220 152H218V151L216 152V150H215V147H216V146H215L214 148L211 146V144L204 146ZM225 143H227L226 146H225ZM245 143H246V144H245ZM174 144H175V145H174ZM189 144H191V145L189 146ZM196 144H197V145H196ZM235 144H234V145H235ZM170 145H171V146H170ZM192 145H193V146H192ZM262 145H263V146H262ZM144 146L147 147V148L145 149ZM154 146H155V147H154ZM181 146L184 147V148H182ZM187 146L190 147L191 149H192L193 147H195V148H193L194 150L191 151L190 148H188ZM207 146H210V147H209L210 151H208L209 149L207 148V151L204 152V150H206V147H207ZM143 147H144V148H143ZM156 147H157V148H156ZM158 147H159V148H158ZM163 147H164V148H163ZM166 147H167V148H166ZM203 147H205V149H203ZM211 147H212V150H211ZM253 147H254V148H253ZM129 148H130V147H129ZM180 148H181V149H180ZM228 148H227V149H228ZM142 149H143V151H142ZM160 149H161V150H160ZM169 149H171V150H169ZM179 149H180V150H179ZM187 149H188V150H187ZM248 149H249V150H248ZM129 150H130V149H129ZM146 150H147V151H146ZM165 150H166V151H165ZM167 150H168V151H167ZM172 150H173V151H172ZM175 150H176V152H175ZM183 150H184V151H183ZM189 150H190L191 152H190ZM213 150H214V151H213ZM236 150H237V152H236ZM240 150H241V151H240ZM170 151H172L173 155L171 154ZM202 151L206 154V157H207V158L205 157V154H204ZM211 151H212V155H214L215 153H216V154H215V156H212V155H211V158H208L209 156H208L207 153L210 152V154H211ZM238 151H240V152L238 153ZM167 152H168V155H166ZM177 152H178V153H177ZM181 152H182V153H181ZM187 152H188V154H187ZM189 152H190V153H189ZM251 152H253L254 154H253V153L251 154ZM161 153H163V154H161ZM200 153L198 152L197 154H200ZM213 153H214V154H213ZM236 153H237V155H239V156H240V155H243V156H241L242 158L239 157V156H235V157H234V154H236ZM241 153H242V154H241ZM174 154H176L178 157H177L176 155H174ZM218 154H219V157H220V158H217V159H219V160H217V163H216V158H215V157H217ZM250 154H251V155H254V156H253V159H254V157H256V159H257L258 161H255V159H254L255 163H254V161H248L249 158H250V160H251V157H252ZM180 155H183V156H180ZM216 155H217V156H216ZM245 155H250L251 157H249V156L246 157ZM168 156H169V157H168ZM173 156H174V157H173ZM179 156H180V157H185V158H179ZM187 156H188L189 158H191V160H193V161L191 162V161L188 159ZM193 156H194V155H193ZM202 156H204V158H203ZM232 156H233V157H232ZM244 156L246 157L245 159H243ZM170 157H171V158L173 157L174 160H172V159L169 160ZM176 157H177V158H176ZM213 157H214V158H213ZM236 157H239L238 160H237ZM248 157H249V158H248ZM205 158L207 159V161H211V160H212V161H213V162L211 161L212 164H211L210 162H207ZM233 158H234V159L236 158V159H235V162H236L237 164H238V161H239L240 158L243 159V160H240V161H241V162H242V161L244 162V163L242 162V164H244L245 167H244L243 165H241V162H239V164L237 165V166H238L239 168H241V169H242V167H243L242 170H239V171H242V172L238 173L239 171H237V173H236V174H239V177H238V175H237V176L235 175L236 169H239V168L236 166V163L233 161V160H234ZM175 159H176V160H175ZM179 159H181V160H182V159H188L190 163H189V162H186V161H188V160H185V162H182L183 160H182V161L180 160V162L183 164V166H185V167L183 168V166H181L182 164L178 162ZM203 159H205V160H203ZM209 159H210V160H209ZM214 159H215V162H214ZM253 159H252V160H253ZM196 160H197V161H196ZM230 160H232L233 162L231 161L232 163H231L230 166H229V161H230ZM236 160H237V161H236ZM246 160H247V161H246ZM260 160H261V161H260ZM168 161H170V162H168ZM194 161H196V162H194ZM204 161H206L207 163L204 162ZM193 162H194V163H193ZM198 162H199V163H198ZM226 162H227V166H228L229 168L226 166ZM248 162H249V163H248ZM250 162H253V163L250 164ZM259 162H260V164L262 163V164H261V169L259 168L260 165H258ZM176 163H177V164H176ZM196 163H197L199 166H200V165H204V163H205V167H206V168H205L204 166H203L204 168H202V166L197 167ZM213 163H216V165L213 164ZM234 163H235V165L233 166ZM246 163H247V164H246ZM179 164H181V165H180L181 167H179ZM185 164H188V165H185ZM189 164H190V165L192 164V166H195V165H196L197 168H196V167L192 168V166H189ZM193 164H194V165H193ZM206 164L209 165V166H212V167H211L212 169H211L209 166H207ZM245 164H246V165H245ZM252 164H253V167H256V166L258 165L256 168H257V169L259 168L260 170L258 169V171H257L256 169L254 170V168H251V167H252ZM256 164H257V165H256ZM175 165H176V166H175ZM224 165H225L226 167H223ZM231 165H232L233 167H232ZM247 165L250 166V167H247ZM254 165H255V166H254ZM187 166L190 167V170H194V173H196L195 171H197V173L195 174V177H196V176H198V177L195 178V177H194V174H193V176H192L193 171L188 170L189 167H187ZM240 166H242V167H240ZM178 167H179V168H178ZM230 167H231V168H230ZM234 167H235L236 169H235V171H234V173H233V169H234ZM177 168H178V169H177ZM180 168L183 169V170H184V169H187V170H186L187 173L185 172V170H184V171L181 170V171H182V173H181V171L179 170ZM209 168H210V169H209ZM232 168H233V169H232ZM244 168L246 169V171H244ZM247 168L250 169V170H248ZM196 169H197V170H196ZM231 169H232V170H231ZM251 169L253 170V173H252V172H247V171H251ZM189 171L191 172V173H189V174H191V176H190V175H187ZM199 171H200V170H199ZM243 171L245 172L246 175L244 174ZM179 172H180L181 174L184 175V176H182V179H181V177H180L181 174H180ZM183 172H184L185 174H184ZM246 172H247V173H246ZM172 173H173V172H172ZM198 173H199V174H198ZM224 173H225V174H224ZM197 174H198V175H197ZM201 174H203V176H200ZM251 174H249L248 178L246 177L245 180H251V179H252L251 176L254 178L255 175H251ZM172 175H173V178L170 179V177H171ZM206 175H207V176H206ZM223 175H224V176H223ZM234 175H235L237 178H236V177L234 178V177H233ZM250 175H251V176H250ZM262 175H261V179H262V178H263V179H262V180L260 179V184H257L258 182H256V184L254 183L255 186H253V187H255V188H253V187H251V188H249V187H247V188H246V187L243 188V187H244V184H243V181H241V180L243 179V176H242V179L240 180V183L242 182V185L240 184V187H237V189H236V191L238 190V191H240V192H243V194H244V195H241L242 193L240 194V193L238 192V194L241 195L240 198L243 197V196H245V195H246V196L248 195L249 197L251 196V199H252V198H253V194H254V196L257 194V195H258V199H260L261 194L263 195L261 198L264 197V194H263L264 191H262V189L264 188V186H263L264 182L262 183V181L264 180V177H263ZM177 176H179L180 178H177ZM205 177H204L203 179H205ZM255 177H256V176H255ZM258 177H260V175H259ZM202 178H201V179H202ZM249 178H250V179H249ZM183 179H184V180H183ZM201 179L196 180V181H199V180L201 181V182H200V186H202V187H200L201 190H199V187H198L197 190H196V188H195L194 191H192L193 193H192L191 191H190V193H191V194H194V192H195V190H196V193H197V194H196V193H195V194H196L197 197H198V196H199V195H198V192H199V194H200V191H202V193H203V192H206V194H205V193H203V194L201 193V194H200L201 197H202V195H203L204 200H205L206 202L209 200L207 197L210 198L211 193H212L213 198H212V196H211L212 199L210 198V200L208 201V203H205V201L202 199L203 197L201 198V200H203V202H204V203L202 202V207H203V208L200 209L201 206H200V207L198 206V205H200V204H197V207H198L200 210H203V209H204V210H206V209H209V210H210L211 208H213V207H211L212 204H210V203H211V202L214 203V202L217 200V198L214 197V196H216L219 192H221L222 185H223L224 183L221 184V186H220V184H218L219 186H216V185H217V181L214 180V181H215L214 184H213V182H212V184H211V185L215 186V187H213V186L210 185L211 182H209L207 179H205L206 184H204L205 182H204L203 179H202V180H203L204 183L201 184V183H202V180H201ZM173 180H174V179H173ZM175 180H174V181H175ZM195 180H194V181H195ZM243 180H244V179H243ZM174 181H171V182H174ZM177 181H178V182H177ZM180 181H181V182H180ZM196 181H195V182H196ZM207 181H208V182H207ZM231 181H233L232 183H235V185H232V184H231ZM166 182H167V181H166ZM171 182H169V184H168V182H167V184L165 183V185H169V186H168L169 188L171 187V188H170L171 190L168 189L167 186H161V187H160V190L162 191V194H161L160 197H163V196H164L163 199H162V198L158 199L157 196H155V198H154V197H153L154 195H153L151 192L145 193V190H144V192H143V191H140V193H138L137 195H138L139 197H140V196H141V197H142V196L145 197L144 199H145V201H147V202H145V205H146V206H148V204H149V206H151L153 203L155 204V203L157 202V201H155V200H158V202L161 200L163 203L160 201V202H159L160 205H161V203L164 204V201H165L164 199L167 198V197H170L169 194H172V193L176 190L175 188H178V187L181 186V185H178V184H177V186H178V187H177L175 183L172 184ZM170 183H171L172 185H171ZM207 183H208V184H207ZM229 183H230V184H229ZM227 184H226V181H225V185H227ZM185 185H187V186H185ZM188 185H189L190 188L188 187ZM192 185H193V187H192ZM204 185H205V186H204ZM206 185H208V186L210 185V186H209L210 188H209L208 186L206 187ZM225 185H223V187H224ZM231 185H232L233 187H232ZM258 185H259V186H258ZM261 185H262V188L260 189V186H261ZM174 186H176V187H174ZM182 186H183V185H182ZM203 186L206 187V188H208V189H211V187H212L213 190L211 189L212 191H211V190H206V191H205L206 188H204ZM228 186H227V187L225 186V188L222 189V190L225 191V192H224V191L222 192L223 197H224L225 195H226L227 197H230V195H227V194H229V193L231 194V196L234 195V194H232V192L234 193V190H235V189L232 190V189L230 188V190L232 191V192H231V191L227 190V188L229 189ZM242 186H243V187H242ZM256 186H258L257 189H256ZM166 187H167V189H166ZM217 187H218V188H217ZM219 187H220V188H219ZM241 187L243 188V190L241 189ZM164 188H165V189H164ZM192 188H193V189H192ZM202 188H204V190H202ZM214 188H215V189L217 188L216 190H217V191L220 190V191H218V193L215 194V192H217V191H216ZM240 189H241V190H240ZM247 189H248V191H246ZM250 189H251V190H250ZM258 189H259V190H258ZM166 190H168V192H166V193L164 194L163 192H165ZM173 190H174V191H173ZM198 190H199V191H198ZM214 190H215V192H214ZM257 190H258V191H257ZM263 190H264V189H263ZM170 191H173V192L171 193ZM207 191H208V192H207ZM227 191H229V193H228ZM250 191H251V192H250ZM253 191H255V192H253ZM259 191H261V192L259 193ZM141 192H142V193H141ZM169 192H170V193H169ZM210 192H211V193H210ZM226 192H227V194H226ZM245 192H246V193H245ZM247 192H248V193H247ZM249 192H250V194H249ZM252 192H253V194H252ZM256 192H258V193H256ZM149 193H150V194H149ZM168 193H169V194H168ZM208 193H210V194H209L210 196L208 195ZM224 193H225V195H224ZM255 193H256V194H255ZM141 194H142V195H141ZM151 194H152V195H151ZM163 194H164V195H163ZM167 194H168V195H167ZM191 194H189V195H191ZM195 194H194V195H191V196H195ZM204 194H205L206 196H205ZM214 194H215V195H214ZM251 194H252V195H251ZM165 195H166L167 197H165ZM172 195H174V193H173ZM219 195H220V198H218V200L221 202V201H222V199H221V196H222V195H221V194H219ZM200 196H199V197H200ZM246 196H245V197H246ZM248 196H247V197H248ZM147 197H148V198H147ZM149 197H151V198H149ZM156 197H157V199H156ZM205 197H206V199H208V200H206ZM217 197H218V195H217ZM223 197H222V198H223ZM255 197H256V198H255ZM255 197H254L255 199H253V200H257V196H255ZM243 198H244V197H243ZM154 199H155V200H154ZM149 200H151V202H150ZM163 200H164V201H163ZM152 201H153V202H152ZM166 201H168V198L166 199ZM210 201H211V202H210ZM219 201H218V202H219ZM258 201H259V200H258ZM200 202H201V201H200ZM200 202H199V203H200ZM209 202H210V203H209ZM147 203H148V204H147ZM151 203H152V204H151ZM255 203L257 204L258 202L256 201ZM203 204H204V205H206V204L208 205V204H209L210 207L207 206V205L204 206ZM260 206H261V205H260ZM154 207H156V209H155V208H154V210L152 209V212H154V213L156 214V211L158 210V212H159L160 210H159L158 206L155 205ZM197 207H196L195 209H197ZM258 209H259V208H258ZM258 209H256V210L258 211ZM155 210H156V211H155ZM200 210L197 209V211H200ZM204 210L202 211L203 214L209 212L208 210H207V212H206V211L204 212ZM263 210H264V209H263ZM252 211H253V212H256V214L259 213V212L255 211V210H252ZM200 212H201V211H200ZM240 212H241V211H240ZM243 212H245V211H243ZM261 212H262V211H261ZM159 213H160V212H159ZM237 213H238L237 216H240V218L237 217V216H234V215H233V216L231 215V216H232L233 218H235V221H238V220H236V219L239 218V222H240V224H239V222H235V221H234V222H235L234 224L237 223L236 227L242 225V228L240 227L241 229H240V228H237V229H238V231H239V230H242V231H243V235H244L245 237L242 236V232H241V231H239V232H241L240 235H238V234H239V232H238L237 236H235L236 238H235L234 236H230V235H231V231L234 230V229L236 230V228H234L235 225H234V226L232 225V223H233L232 221H231L232 223H231V222H226V223H227V227H228V226L230 227V225L233 226V227H230V228H231L230 230H229V229H228V230L225 229V228H227L226 225H225V223H224L225 226L222 224L223 222H222V223H218L219 225H220V224L223 225V226H221V225H220V226L223 227V228H224L225 230H227V231L224 232V229H223V231H222V228H220L221 231H220V230H217V229L219 228V226H218V225L216 226V227H218V228L216 229V232H217V233H218V231H219V232H222L221 236H220V233H218V236H219V237H222V235L224 236V234H226V236H225L224 242H222V240H220V241H219V240H216V238H215V245L212 244V246H213V250H214V248H215L214 246H217L218 244H219V245H222V243H223V244L225 243L226 245L224 244V246H226V247H227L228 245L230 246V244H232V246L235 245V246H233L232 250L234 249V247H235L234 250H236V248H238V246H236L237 244H239V245L242 244V246H244L243 244L247 245V246H245V247L247 248L248 251H250L249 248H251V250H253V247H254V246H255L254 248H255L256 251H257V248H259V245H260V244H261V246H260L259 249H260V250H261V248L263 249L264 243H263L262 241H264V238H263V240L261 241L258 237L261 235L260 238L262 239V236L264 235V233H263V232H264V229H263V226H264V225H263V223H262L264 219L262 220V222H261V219H259V218H261L264 214H262V215L260 214V216H259V214H258V215H254V214H253V216H256V219H255V217L251 216L252 218H254L255 220H257V222H256L254 219L251 220V219H250V216H249V217L247 216V217H248V218H247L248 220L250 219L251 221H255L256 223H259L258 221L261 222V223L258 224L259 226L262 224V227L260 226L261 228L259 227V230H260V229H263V230H260V231H259L258 229L256 230V225H257V224H255V223H253V222H251V221L248 222V220L245 219V218H246V216H245L246 212H245L244 214H242V212H241L240 214H239V212H236V214H237ZM236 214H235V215H236ZM241 214H242V215H241ZM201 215H202V214H201ZM243 215L245 216V218L243 217ZM257 216H258V219H257ZM241 218H243V219L240 220ZM262 218H264V217H262ZM244 219H245L246 221H245ZM243 220H244V222H243ZM241 221H242L243 224H241ZM246 222L250 223V225H248V226L251 227V225H252V227H251L252 229H251V228L246 229V228H247V226H246ZM229 223H231V224L228 225ZM244 223H245V227H244V229H243ZM248 223H247V224H248ZM251 223H252V224H251ZM238 224H239V225H238ZM253 225H254L255 227H254ZM229 227H228V228H229ZM253 227H254V228H253ZM257 227H258V226H257ZM233 228H234V229H233ZM245 229L247 230L245 233H247L248 235H250V237H252V238H251L252 240L249 241L250 238H249L248 235H247V237H248L249 239H247V237H246V235H245V233H244ZM250 229H251V230H250ZM235 230H234V231H235ZM248 230H249V231H248ZM254 230L257 231V232L255 231V234H257V236H258L257 238H256V236H255V234H254V232H253ZM234 231L232 232L233 234H235ZM236 231H237V230H236ZM236 231H235V232H236ZM261 231H262L263 235H262V233H261V234H258V233H260ZM228 232H229L230 234H229ZM249 232H250V234H249ZM236 233H237V232H236ZM227 234H229V236H228ZM251 234H253V235H251ZM17 235H18V233L16 234V236H17ZM19 236L21 237V235H18V237H19ZM216 236H217V234H216ZM218 236H217V239H218ZM239 236H242V237H240L241 239H242V238H243V239H246V240H248L251 244H249V242L246 244L247 241H245V240L242 241L241 239H240V240L242 241V243H241V242H240V243L237 242V241H240V240H239ZM254 236H255V237H254ZM22 237H23V236H22ZM229 237H230V238H229ZM233 237H234V238H233ZM263 237H264V236H263ZM223 238H224V237H222V238H220V239H223ZM226 238L228 239V243H229V244L225 242ZM231 238H233V239H231ZM253 238H254V239L256 238V240L258 239V240L261 241V242H260V241H257V245L259 244L258 246H257L256 244L254 245V243L252 244V242H256V241H253V240H254ZM229 239H231V242H232L234 239H236L237 241L234 240L235 243H234V242L231 243V242H229V241H230ZM217 241L220 242L221 244L218 243ZM258 242H260V243H258ZM216 244H217V245H216ZM205 245H206V248H207V245H208V244H207V243L204 244V247H205ZM250 245H252V246L254 245V246L252 247V246H250ZM262 245H263V246H262ZM208 246H209V247H208V248H209V251H208V250H204V249H206V248H204V247H203L204 249H202V250H203V251H206V252L208 251V255H207V254H206V255L208 256V258H211V257H212V258H211V260H212V259L214 258L213 256H215V255L218 253V252H217V253L215 252L216 250L218 251V249H215V251L210 252V251L212 250V249H211L212 246H211V245H208ZM210 246H211V247H210ZM224 246H223V247L219 246L221 249L218 247L219 250H222V249L224 248V249H223L224 252L221 251V252H223V253L219 252V254H217L218 256H219L220 254H223V255L225 256V260L223 259L224 262H225L226 260H228V259H226V254H227V253H229V254H227V255H230V257L232 256V258H230V257L228 256V258H230V260H231V259L235 260V261L232 260L235 264L237 263V259H238V258L240 259V261H239V259H238V262H240V263H237V264H244V263L246 264L247 259H248V260H251V258H252L253 255H254V257H253L254 260H253V259H252V260H253L254 262L251 260V261L253 262V264H255V262H257V264H260V261L262 260V258L264 259V249H263V252H262V251H259V254H258V251H257V252L254 251L255 249H254L252 252H247V253H246V252H245V251H247L246 248H245V249H242L243 247L240 248V246H239L238 249L240 250V252H242V253L245 252L244 254L241 253L242 256L244 255V256H246V257H248V256H249V257H248V258H245L244 256L242 257V256L239 254V251H238V249H237V252H238L237 255H238L239 257L235 255L236 257H238L237 259H235V258H233V256H234L233 254H234L236 251H232V250H231L230 247H232V246L227 247V248H229V249L232 251V253L229 252L230 250L228 251ZM248 246H249V248H248ZM152 248H154V247H152ZM152 248H151V251H152V252H156L157 249L154 248V250H152ZM216 248H217V247H216ZM241 249H242V251H241ZM259 249H258V250H259ZM189 250H190V249H189ZM189 250H188V251H189ZM225 250H226V251H225ZM243 250H244V251H243ZM151 251H150V252H151ZM188 251H187V252H188ZM190 251H192V250H190ZM159 252H160V251L158 250L157 253H159ZM209 252H210V255H209ZM213 252H214L215 254H214ZM225 252H227V253H225ZM253 252H254V253H253ZM261 252H262V253H261ZM163 253H164V254H163ZM163 253H159V254L161 255V257H164V255H165V257L167 256V258H169L170 256H173V255H171V253H170L169 256H168L169 253H168V254H167V253L165 254V252H163ZM248 253H249V254H248ZM250 253H251L252 255H251ZM255 253H257V254H255ZM189 254H192V252H191V253L189 252ZM211 254H213V255L211 256ZM231 254H232V255H231ZM261 254H262V258H261V256H260ZM162 255H163V256H162ZM187 255H188V253H187ZM192 255H193V254H192ZM192 255H189V257L191 258ZM217 255L215 256L216 259L214 258L215 263H216V260H217V259L224 258L223 255H222L223 257L220 256V258H219ZM255 255H256V256H259L260 258H259V257H258V258H259L260 260L257 258L258 261H255V260H256ZM209 256H210V257H209ZM235 256H234V257H235ZM240 256H241V258H240ZM250 256H251V258H250ZM167 258H165V259H167ZM184 258H185V257H184ZM184 258H182L183 260H180V261H183V262H181V263L179 262L178 264H184V263L189 264V262H190L189 259H190V258H189V259H188V258H185V259H184ZM203 258H204V257H203ZM203 258H202V260H201V258H200V259H199V258H196V260L199 259V260H197V262H195V259H194V258H191V259H192V261L194 260L193 262H194L195 264H201V263L203 262ZM244 258H245L246 260H244ZM191 259H190V260H191ZM167 260H168V259H167ZM167 260H166V261H167ZM185 260H186L187 262H186ZM205 260H207V259L204 258V261H205ZM230 260H228V261L231 262ZM192 261L190 262V264H191V263L194 264ZM198 261H202V262L198 263ZM223 261H219V262H217V264H218V263H221V262H222V264H226V263H227V264H231V263H229L228 261H226V263H224ZM242 261H244V263H243ZM251 261H249V262H250L249 264L252 263ZM233 262H232V263H233ZM258 262H259V263H258Z\"/></svg>",
  "mask_w": 264,
  "mask_h": 264
}]
</instances>
